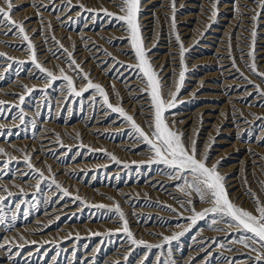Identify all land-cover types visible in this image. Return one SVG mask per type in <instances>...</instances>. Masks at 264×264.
<instances>
[{"label": "rangeland", "instance_id": "obj_1", "mask_svg": "<svg viewBox=\"0 0 264 264\" xmlns=\"http://www.w3.org/2000/svg\"><path fill=\"white\" fill-rule=\"evenodd\" d=\"M3 1L4 0H0V6L4 5ZM18 1L19 0H13V7H14L13 11L15 12L14 15H13V19L15 21H17V22H22L24 25L26 23L28 24V25L26 24L27 26L25 25L26 32L29 35V37H32V38H30L31 42L36 40L35 43L34 42H32V43L35 46V51H36V54H37L38 62L40 64L42 63L43 67H45L47 70L52 69L51 71L54 72V74H56L58 77L60 75V71L59 70L61 68H63L64 71H65V74L73 77L77 90H80V88H83L87 82L82 80L80 77H78L76 75V73L72 70V68L69 66V63L67 61V54H66V52L64 51L63 48H65L68 51L72 52L73 56L76 55V57H74V58L76 59L77 63L79 62L78 64L83 69V71L88 73L89 75L90 74L92 75V76L90 75L91 77L89 76L90 79L94 83H98V84H100V85H102L104 87V89L106 90V92L110 96L109 97L110 102L112 104L115 103V104H113L114 106L116 105V103H119L125 109V111L128 112L129 115L131 114L134 117V119L136 120V123L138 125H140L144 129V131L150 135L151 134V129L149 128V123H150V118L152 116V113L149 110L150 109V103L148 102L149 98H148L146 92L141 91V89L144 88V83L142 82L141 74L139 73L138 69L135 67L136 61H135L134 54L131 51L130 45L128 43V39H127L128 33L125 30V26L123 25V22L117 21L114 18L107 17L104 14H102L103 13L102 10L103 9H107V11H109L111 13H114L116 15H122V13H120L119 7H118L120 5V3H121V0H83V1L82 0H71V4L70 5L68 3L69 0L68 1L67 0H61L60 3H56L57 0H47V1L46 0H36V1L35 0H33V1L32 0H26V3H24V4H21ZM48 1L50 3H47ZM80 1L83 2L82 4L85 6L86 9H93L94 11L93 12H88V11L86 12L84 9L79 8V5L81 4ZM101 1H103V2H101ZM200 1L201 0H183V1L182 0H180V1L179 0H175V6H176L175 7V20H176V24H177L176 25V29H175L176 33H175V32H173V29L171 28V18H172L173 13L171 12L172 8H171L170 5L172 4V0H162V1L161 0H153V1L152 0H141V11H140L139 22L141 24L142 36H143L144 43H145V46H146V50H147V53H148V58H149L150 62H152L153 68L160 75V77L162 79L163 87H164L165 97L169 98V99H170V96L168 94L170 92H174L176 90V83L178 81L179 72L181 70L180 69L179 45L177 44L176 38H175L176 34H179V36L182 38V39L180 38V40L182 41L183 46L186 49L184 63L187 66V71H186V74H185L184 84L181 87L180 92H179V94L177 96V101H178L177 107L171 109L166 114L168 122L172 126L173 130H178L179 132L183 133L186 143L190 142L191 139H195L196 142H197V148H198V150L200 152H204L205 149H210V151H209V164L211 165V164L217 163V159L220 162L219 163V171H220V173L222 175H224L226 177V187L228 189V192L230 193V198L234 202H236L239 206H242L243 208L252 211V210H254V202H253L252 198L250 196L248 197V195L245 193L247 191L246 189H248L250 187L251 191L253 193H255L262 201H264V188L261 187V185L264 184V164H262V163H264V158H263L264 156L261 155L262 153L264 154V133H263L264 132V129H263L264 128V125H263L264 124V116H263L264 114L262 115V113H261V112H264L263 111L264 110V96H261L256 91V86L257 85H259L261 91H264V77L258 76V75L254 74L251 71V68H250L249 65L252 63V60H251V58H249L247 53L250 50V48H248V47H250V45H251V39H252L251 32L253 31V25L255 23V25H256L255 30L257 32V37H256V42H255V52H256L255 53V63L258 66L257 67L258 72L259 73H264V54H263L264 53V47H263L264 46V43H263L264 42L263 41L264 40V10H262L258 6L261 3V0L260 1H258V0H215V1L214 0H202L201 1L202 3ZM207 1H208V3H207ZM145 2H146V4H145ZM163 2H164V5L162 4ZM257 2L259 4H257ZM17 3H18V5H17ZM32 3L34 5V7L32 9H29V8H31L30 5H32ZM54 3L56 5H54ZM102 3L106 4V5L110 4L109 6H111V7H108L106 5L104 6ZM213 3H216V7L218 8V10H217L218 14L215 16V18L212 17V6H213ZM246 3H248V4H246ZM182 4H183V6H182ZM148 5H149V7H148ZM64 6L67 7L68 10H67V8L64 9ZM56 7H57L58 10L56 9ZM157 7L159 9H157ZM16 9H18V10L16 11ZM147 9H149V10H147ZM220 9H222V10H220ZM237 9H238V11H237ZM23 10H24L25 14L23 13ZM34 10L36 12H38V13H36ZM96 10H98L99 12L96 11ZM164 10H165V12L168 10L167 13H165ZM18 11H19V13H18ZM28 11H29V13H28ZM75 11H76V13L78 12V14H76ZM33 12H35L36 14L33 13ZM47 12H48V14H46ZM69 12H73L76 16L73 13L70 14ZM154 12H157V13H154ZM189 12H190L191 16H190ZM198 12H199V15H198L199 17L195 16V15L198 14ZM150 13H152V14H150ZM256 13H261V15L254 22L252 17ZM69 14L72 15V16L68 17ZM147 14H148V16L146 17ZM235 14H236L237 17L235 16ZM15 15H18V17L15 16ZM26 15H28V16H26ZM143 15L145 16V18H144ZM149 15H150V17H149ZM155 15H157V16H155ZM181 15H182V17H181L182 19H180ZM201 15H203V16H201ZM37 16H40V17H37ZM55 16H63L62 19H59V20H62L61 22H59L61 24V26L59 25V28L58 29L56 28L54 30H53V28H49V27H45L44 28L46 23L49 22L50 18H53L54 22L56 21ZM15 17L17 19H15ZM41 17L43 18V20H46V21H42ZM47 17H48V19H47ZM66 17H68V18L66 19ZM142 17H143V19H142ZM205 17H206V19H205ZM228 17L229 18L232 17L234 19H232V18L229 19ZM156 18L159 19V20H157ZM202 18H203V20H202ZM19 19H20V21H19ZM178 19H180V20H178ZM183 19H185V20H183ZM39 20H40V22H39ZM144 20H145V23H144ZM58 21H57V23H58ZM63 21H65L66 23L63 22ZM239 21L241 23H239ZM28 22H30V23H28ZM38 22H39V24H38ZM197 22H199V23H197ZM102 23H103V25H102L103 28L101 27ZM163 23H166V24H163ZM195 23H196V26H195ZM226 23H227V25H226ZM32 24H34V25L32 26ZM151 24H153V25H151ZM198 24H200V26ZM251 24H252V26H251ZM39 25H41V27H38ZM164 26H165V28H164ZM167 26H168V28H167ZM183 26H184V28H183ZM237 26H239V28ZM60 27H61V29L62 28L63 29L61 30ZM100 27H101V29L99 30ZM187 27L189 29L188 31L186 30ZM195 27H197V28H195ZM31 28L34 29V30L32 31ZM111 28L113 29V31L111 30ZM156 28H158V29H156ZM160 28H161V30H160ZM212 28H214V29H212ZM225 28H227V29H225ZM229 28H230V31H229ZM103 29H104V32H103ZM146 29H148V30H146ZM237 29H239L240 31L242 30L240 34H239L240 31H238ZM261 29H263V30H261ZM58 30H60V32ZM106 30H108L109 33ZM153 30L156 31V32H154ZM192 30H194V31H192ZM226 30H227V32H226ZM14 31H11L12 33L9 32V31L8 32L7 31H3V32L0 31V53H5L6 54L5 57H0V61H1L0 62V76L2 77V78L0 77V87L3 86L2 90L0 91V93H2V94H0V98L2 99V100L0 99V101H4V102L6 101V103H4L5 105L4 104L0 105V122H1L0 125L3 126V127H0V133H3V135H0V149H4L5 152L7 153V155H0V175H1L0 176V182L2 181V184L0 183V189H2V190H0V195H4V196L7 195V193L3 191L4 188H7L9 191H11L14 194L12 197H9L5 201V214H6L7 219H6V224L5 225H0V243L3 242L2 240H4V242L5 241H14L15 244H21L23 247H22V250L21 249L18 250V248H16L15 246L9 245V247H11V249H12L11 252H9L6 248H0V264H3L4 262H5V264H17V263L18 264H33V263L34 264H41V263L42 264H48V263H50V264H66V263L67 264H88V263L89 264H102V263L103 264H110V263L111 264H123V263L124 264H134V263L135 264H166V262H167V264H181V263L182 264L183 263L184 264H192V263L193 264H202V263H204V264H216V263L220 264L221 263L222 264L223 262H226L227 264H229V262H232V261H235L236 264H254V261H253L252 257L255 256V253L250 252L248 249L244 248L243 246L239 245L238 243H233L232 242L234 240H238V238L241 235H244L239 230H237L235 228H229L226 223H220V224H218L216 226H211V220L213 219V216H211V215L207 216L204 220L197 221V223L195 225H192L191 224V220H190V217L192 215L191 206H189L187 203H185L184 206L181 207L180 201H184V200H186V198L179 191H177V186L182 184L183 180L170 179L169 176H170V174H172V170L166 168L164 165H158V164L148 165L147 160L152 156V153L148 150L147 146L144 145L143 143L139 142L138 137L136 136L135 133H133L130 125L127 122H125L119 116V114L111 113V111H109V109H107L102 104V101L100 100V97L98 95L94 94L92 92V90H89L88 92H85L83 94V96H81L82 97L81 98V97H76V96L70 95L69 92H68L67 87L65 86V82H63L60 79H57L55 82L49 84L47 77L44 76L43 74H41L39 72V70L35 69L34 65H32L31 58H30V53L27 50V42L21 41V39L19 38L17 32L16 31L14 32ZM70 31L73 32V33H71ZM118 31H120L121 33L118 32ZM57 32L59 34H57ZM84 32H86V33L84 34ZM122 32H124L123 34H125L124 37L120 36L122 34ZM53 33H55L58 36L61 34L62 38H60L58 36L56 37V35L53 34ZM107 33H108V35H107L108 37H106ZM227 33H228V35H227ZM242 33H244V34H242ZM52 34L54 35L53 37H55V39H53ZM67 34H69L70 36L67 35ZM90 34H91V36H90ZM112 34H113V36H112ZM117 34H118V36L116 37ZM152 34L154 36H151ZM166 34H167V36H166ZM168 34H170V35H168ZM208 34L210 35V37H208L209 36ZM33 35H35V36H33ZM80 35H82V36H80ZM191 35H193L194 38L189 40L190 41V44H189L187 39H190L189 37H193ZM2 36H4L5 40H4V38ZM94 36H96V37H94ZM102 36H104V37H102ZM12 37H14V39L17 40V42L14 41V39ZM16 37H18V39ZM36 37H37V39H36ZM41 37H43L45 39L44 41H50L51 42L50 39H52L53 43L52 42L51 43L54 45V47L56 46L55 47L56 49L53 51L54 54H53V52L45 51L44 50V49H46L45 46H41V49L37 48V45H40V44L42 45L44 43V42L40 41ZM236 37H238V38H236ZM261 37H263V38H261ZM34 38H35V40H34ZM57 38H59L60 41L63 40V42H60V44L62 43L63 48L60 47V44L57 45V43H55L56 41H58ZM70 38H72V39H70ZM83 38H85V39H83ZM112 38H113V40H112ZM75 39H77V40L74 41ZM82 39L88 41L87 45H83V43L81 42V41H83ZM195 39H197V40H195ZM89 40H91L90 41L91 43L89 42ZM228 40H229V42H228ZM39 41H40V43L38 44ZM64 41H66V43ZM78 41L81 42L80 46L83 45L84 48H83V46L82 47L78 46V43H79ZM94 41H96L97 43L94 42ZM239 41H242V42H239ZM71 42H72V44H71ZM186 42L188 43V45H187ZM22 44H23V46H22ZM91 44L92 45L94 44V45L92 46ZM220 44H221V46H220ZM162 45H164V46H162ZM228 45L230 47H228ZM116 46H120L122 49L119 48V47H116ZM157 46H159V47H157ZM167 46H169L170 48L167 47ZM22 47H23L24 51H22L23 50ZM71 47H72V49H71ZM96 47H97V49L99 47V51H101L103 53L102 56L105 57L104 59H100V55H97L99 58L97 56H93L94 54L91 51L93 49H95ZM25 48H26V50H25ZM69 48H70V50H69ZM77 48H81V49H77ZM105 48H107L108 51ZM84 49H86L84 52H86L87 54L82 52ZM216 49H218L219 52L216 51ZM12 50H14V51L16 50L17 52L14 53V51H12ZM39 50H42V52H41L42 54L46 53V54H43L44 55L43 58H41V53H38ZM78 52H80V53L77 55L76 53H78ZM19 53H20V58L21 59L18 58L19 56H17ZM129 53H130V55H129ZM22 54H23V58L21 57ZM259 54H260V56H259ZM80 55H81V58L83 60L79 61L78 58L80 59ZM118 55H119V57H117ZM210 55L212 56L211 59H210V57H211ZM230 55H232V57L235 60L233 58H231ZM82 56H84V57H82ZM114 57H116V58H114ZM227 57H228V59L225 60V58H227ZM8 58H11V59H8ZM52 58L53 59L55 58L54 61H50V60H53ZM65 58H66V60H65ZM229 58H231V59H229ZM260 58H262V59H260ZM165 59H166L167 62L165 61ZM198 59L200 60V62H198L199 61ZM211 60H213L212 63H211ZM256 60H257V62H256ZM49 61H50V63H49ZM112 61H114V62H112ZM191 61H194V62L191 63ZM233 61H235V64H237V66L235 64H233ZM20 62H23V63H20ZM45 62H47L48 64L45 63ZM55 62H57V65H56ZM163 62H165V63H163ZM215 62H217V63H215ZM61 63H62V65H60ZM107 63H109L108 65H111V66H108ZM221 63H225V64H221ZM50 64H52V65H50ZM239 64L242 65V66H240ZM53 65H56V66H53ZM259 65H260V67H259ZM218 66H220V67H218ZM1 68H2L3 72L1 70ZM53 68L55 70H53ZM96 68H98V69H96ZM93 69H94V71L96 73H94L92 71ZM224 69H226V70H224ZM240 70L242 71L241 73H240ZM230 71H231V73H230ZM92 72L94 73V75H93ZM207 72H208V74H207ZM205 73H206V75H205ZM117 74H120V75H117ZM215 75H217V76H215ZM17 76L19 78H17ZM23 76H24V78H23ZM34 76H35V78H34ZM115 76H118V77H115ZM125 76H127V77H125ZM104 77H105V79H104ZM202 77H203V79H202ZM209 77H211V78H209ZM136 79H138V80H136ZM201 79H202V81H201ZM224 79H225V81H224ZM230 79H233V80L230 81ZM34 80H36V83H38V84H34V82H35ZM103 80H104V82H103ZM134 80L136 82H134ZM236 80H237V82H236ZM24 81L26 82V84H24L25 83ZM38 81H40L41 83L38 82ZM238 81H239V83H238ZM15 82H16V84H15ZM17 82H19V84ZM128 82L132 83L130 85L129 89L126 86V85H128V84H126ZM231 82H236V83H231ZM8 83H10V84H8ZM11 83L14 84V85H12ZM32 83H33V85H32ZM42 83H43V85H41ZM113 83L114 84L116 83L115 84V92L113 90V85H114ZM7 84L9 86H7ZM195 84L197 86H194ZM39 85L41 87L43 86L42 89H41V87ZM44 85H45V87H44ZM117 85H119V86H117ZM215 85H217V86H215ZM32 86H35V87H32ZM220 86H222V87H220ZM13 87H16V88L18 87V88L16 89V88H13ZM118 87H119V89H118ZM213 88L215 90H213ZM3 89H5L6 91L3 90ZM123 89H126V90H123ZM251 89H252V91H251ZM28 90H32V91L29 92ZM128 90H130V92H128ZM133 91H134V93H133ZM116 92H119V97H117V95L115 94ZM137 92H139V93H137ZM214 93H217V95H220V96L217 97L216 94H215L216 96H214L213 95ZM57 94H58V96H57ZM111 94H113V96ZM222 94L226 95V97L222 96ZM21 95H23L25 97V101H24V103L22 105L20 104V100H19V97ZM234 95H235V97H234ZM9 97L12 98V100ZM38 98H40L41 100L38 99ZM142 98L144 100H142ZM57 99H59V100H57ZM81 100H82V102H81ZM92 100H94V101H92ZM251 100H252V102H251ZM97 101L100 102V103H98ZM142 101L145 104H142ZM237 101H239V102H237ZM70 102H72V103H70ZM125 104H126V107H125ZM201 105H202V107H199ZM203 105L204 106L206 105V106L204 107ZM101 106H103V107H101ZM214 106H216V107H214ZM135 107H136V109H135ZM196 107H199V109H197ZM234 107H235L236 110L234 109ZM20 108L24 112L23 113V115H24V122L23 123H21V121L17 118L20 115V112H21ZM132 108H133V111H132ZM194 108L196 109V110H194L195 112L192 111ZM130 110H131V112H130ZM184 111H186L187 113L184 112ZM197 111H199V112H197ZM218 111H220V112H218ZM236 111L237 112L239 111V112L236 113ZM246 111L249 112V113H247ZM259 111H260V113H259ZM105 112H106V114H105ZM179 112H181V113L183 112V113L180 115ZM243 112H246V113L243 114ZM46 113H48V114H46ZM71 113H72V115H71ZM101 113L103 114V116H101L102 115ZM98 114H101V115H98ZM174 114L175 115L177 114V115L175 116ZM208 114H209V116H208ZM214 114H216V115L214 116ZM245 114L248 115L249 117H247ZM260 114L263 117L260 116ZM70 115H71V117H70ZM83 115L84 116L87 115V116L84 117ZM199 115H201V117ZM2 116H3V118H2ZM65 116H66V118H65ZM117 116L119 117V119H118ZM140 116L142 118H140ZM218 116L220 117V119L222 118V122L220 121ZM175 117H177V118H175ZM198 117H199V119H198ZM217 117H218L219 120L215 119ZM51 118H54V120L51 119ZM98 118H101V119H98ZM115 118H116V120H114ZM195 118H197L196 119L197 121L195 120ZM66 119H68V120H66ZM97 120H98V124L97 125L101 126L102 128L106 127L105 129H108V130L102 129L101 132L95 131L96 133L94 131H88L89 133L87 132V135H86L87 139H86V141H84L85 144H84L83 140L81 141L79 139H76L77 137H75V134L77 135L78 131L75 129V127L79 128L80 130H85V129L87 130L89 128L88 123L92 122V121H93L92 123H94V121L96 122ZM5 121L6 122L8 121V123H6ZM43 121H45L44 124L42 123ZM50 121H51V123H50ZM198 121H200V122H198ZM13 122H16L18 124H15ZM80 122H82V123L80 124ZM236 122H237V124H236ZM250 122L252 124H250ZM39 123H40V125H39ZM74 123L76 125H73ZM205 123H206V125H203ZM208 123H210V124H208ZM33 124H35V127H34L35 130L33 128ZM45 124H47V125H45ZM57 124H58V127H57ZM197 124H199V125H197ZM4 125H6L7 127H5ZM61 125L63 127H65L66 129L65 128L63 129V127H61ZM104 125H106V126H104ZM120 125H121V127H120ZM122 125H123V127H122ZM209 125L210 126L212 125V126L210 127ZM50 126H52V128L53 127L54 128L52 129ZM69 126H70V128L71 127H73V128L70 129ZM216 126H218V127L216 128ZM81 127H85V128L81 129ZM112 127H114V128H112ZM196 127L198 129H196ZM230 127H232V129H230ZM187 128H189V129H187ZM209 128H211V129H209ZM235 128H236V130H235ZM237 128H238V131H237ZM229 129H230L231 132L229 131ZM259 129H261V130L259 131ZM53 130H54V132H53ZM55 130H57V131H55ZM65 130H68V132L66 131L67 132L66 133ZM70 130H71V132H70ZM247 130H248V132H247ZM249 130H251V131L249 132ZM44 131L48 132L47 136L51 137L50 134L52 135L51 140H52V143L54 144V146L61 147V144L64 145L63 147H61L63 149V153L62 154L64 156L60 155L61 152L58 151V150L50 152L49 149L44 148V146H43L44 141H48V140L43 139V138L46 137V133ZM206 131H208L209 133L206 132ZM56 132H57V134H56ZM236 132H238V133H236ZM60 133H62L63 136ZM104 134H105V137H104ZM212 134H214V135L212 136ZM110 136H112V137H110ZM239 136H240V138H238ZM35 137H36L37 140L35 139ZM211 137H212V139H211ZM234 137H235V139H234ZM29 138H30V140H29ZM96 138L97 139L99 138L98 141H97ZM229 138H231V140ZM255 138H257L258 140L255 139ZM21 139L22 140L25 139V142L22 141ZM42 139L44 140L43 142L41 141ZM67 139L70 140V141H68ZM101 139H103V140H101ZM15 140L16 141L20 140V145L23 142L25 143V145L22 147V146L19 145V142L18 141L16 142ZM123 140L124 141H128V143L127 142L124 143ZM129 140L131 142L132 141L133 142L130 143ZM218 140H219V142H218ZM234 140H235V145H234V142H233ZM12 141H13V143L16 142V144H12ZM62 141H64V142H62ZM95 141L99 142V143L97 144ZM118 141L122 142L124 145L123 144L121 145V143H119ZM236 141H239V142H236ZM246 141L248 143H250V144L246 143ZM39 142L41 143V147H40V143ZM69 142H71V146L68 145V144H70ZM30 143L32 144V146H31ZM72 143L73 144L75 143V144L73 145ZM109 143H111V144H109ZM134 143L135 144L137 143V144L135 145ZM81 144H82V146H81ZM94 144L97 146V147L95 146L96 149L94 148ZM220 144H221V146H220ZM258 144H260V145H258ZM1 145H2V147H1ZM91 145H93V146H91ZM108 145H109V148H108ZM131 145H132V147H131ZM29 146L33 147V148L30 149ZM80 146H81V148H80ZM100 146H102V147L99 148ZM124 146H126V147H124ZM227 146H228V148H227ZM234 146H237V147H235V149H236L235 152H234L235 149L233 148ZM238 146H239V148H238ZM259 146L262 148L260 150L261 154H260V151H257L258 149H260ZM20 147H22V148H20ZM218 148H219V150H218ZM36 149H37V151H36ZM42 149L45 152L42 151ZM111 149H112V151H111ZM31 150H33V151H31ZM102 150H104V152ZM120 150H121V152H120ZM232 150H233V152H232ZM100 151H102V152H100ZM219 151H220V154H219ZM27 152H28V154H27ZM245 152H246L247 155H249V154L250 155L247 156L246 154H244ZM82 154H86V155L84 156ZM225 154H226L227 157L225 156ZM25 155H29V157H31V163L34 165V167H36V169H38L39 171H42L44 173V176L47 178L45 180V183L41 185L42 191H37L36 190L35 185L37 184V182H36V179L34 178L35 174L32 173L28 168H25V167H27L26 164L24 163ZM9 156L15 157L16 159L11 161L9 163V167L7 169H5L3 167V164H4V162L8 161V157ZM34 156H36V157H34ZM111 156H115L116 160H118V161L121 158L119 163H117L116 160H112ZM220 156H222L224 158V160L221 159L222 157H220ZM129 157H131V158L129 159ZM42 158H44V159H42ZM242 158H245V159H242ZM90 159H91V161H90ZM100 159H101V162H100ZM259 159H261V160H259ZM82 160L86 161V162H83ZM250 160H251L252 163L250 162ZM39 162H41V163H39ZM82 162H83L84 165L81 164ZM94 162H95V164H94ZM103 162H106V163H103ZM242 162H244V163H242ZM247 162H250V163H247ZM47 163L50 166L47 165ZM77 163H79V165ZM87 163H89V164H87ZM72 164L73 165L76 164V165H74V166H76V169L74 168V170H72V169H68L67 168V165L69 167V166H72ZM91 164H92V166H94V168L92 166H88V165H91ZM39 165H40V167H39ZM85 165H87L88 167L85 166ZM242 165L244 166V168H242ZM81 166H83V167H81ZM231 166H233V167H231ZM245 166L248 167L251 170L249 171ZM251 166H253V167H251ZM258 167H260V168H258ZM49 168H51V175L49 173ZM82 168H84V169H82ZM112 169H114V170H112ZM66 171H67V173H66ZM252 171H254V172H252ZM21 172L23 174L24 173H28V175H24V176H17L16 175V174H19ZM225 172L227 174H225ZM241 172H242V174H241ZM253 173H255L254 174L255 178H254ZM53 174H54L56 180L58 179L57 182L59 184H62L63 187L65 186V188L71 193L72 197H75V195L79 196L81 198V200L85 201L86 205L103 204L106 207L104 209H97V208H93V207H87V206H85V204H81L80 201H78V200L74 201L71 196L70 197H64V198L61 199L60 198L61 194L59 193V191L57 189L54 188V186L51 189H49L47 187V184H48V182H50V179L53 176ZM30 175L33 176V177H31ZM56 175L57 176L59 175L60 177L57 178ZM14 176H15V178H14ZM127 176H128V178H127ZM140 176H142V177H140ZM154 177L157 178L155 180L156 183L148 181L149 179L154 178ZM251 177H252V179H251ZM11 178H14V179H11ZM68 178H70V179H68ZM147 178H148V180H147ZM229 178H231V179H229ZM242 178H244V179H242ZM6 179H7V182H6ZM27 179L28 180L29 179H31V180L33 179L32 180L33 182H31L30 180L28 181ZM105 179L108 180V181H106ZM189 179H191V177H189ZM13 180H14V183H13ZM71 180H73V181H71ZM245 180L249 181L250 183L247 182V184H245V182H244ZM20 181H21V183H20ZM98 181H100V182H98ZM143 181H144V185L145 186L142 183ZM22 182H23V184H22ZM251 182H252V184H251ZM78 184H80V185H78ZM103 184L105 186H107V187H105ZM123 184L126 185V187ZM21 185H22V188H21ZM100 185H101V189H96V188H100L99 187ZM134 185H136V186H134ZM140 185H143V187H141ZM76 186H77V188H76ZM83 186L84 187L86 186V187L83 188ZM133 186H134V189H132L133 190V192H132L131 188ZM233 186L236 187L237 189L233 188ZM29 187H30V189H29ZM70 187H72V188H70ZM103 187H105L107 190L103 189ZM26 188H28L29 190L26 189ZM121 188H123V190ZM124 188H127L129 191H127ZM143 188H145L146 190H144ZM147 188H148V190L149 189H151V190L148 191ZM72 189L74 190V193H73ZM81 189H83V190H81ZM140 189L142 191H140ZM24 190L25 191L28 190V191L25 192ZM78 190H79V193H81L79 195L77 194ZM99 190L101 191V193H99ZM14 191H16V192H14ZM91 191H92V193H91ZM102 191L103 192L105 191L108 194L105 193V192L103 193ZM134 191H136L135 194H137V196H135ZM143 191H147V192H143ZM95 192L97 194H95ZM153 192H154V194L156 193L155 194L156 197L153 195ZM4 193H6V194H4ZM45 193H46V195H45ZM117 193H118V196H116ZM138 193L142 197H140L138 195ZM149 193H150L151 197H150V195H148ZM167 193H169V194H167ZM131 194H132V196L133 195L134 196L132 197ZM144 194H145V196H144ZM159 194H161L160 197H159ZM147 195H148V197H147ZM245 196L247 198H245ZM56 197H58L59 199L56 198ZM120 197H122V198H120ZM143 197H146V198L144 199ZM21 201H23V202L21 203ZM59 201L61 203H69V204H71V208H69L68 210L74 209V211H72V213L60 214L62 217L59 215V217L54 218L55 220L52 219L49 222L48 221H41L40 217L43 215V212L46 211V210H50V208H52V207H56V205L59 203ZM125 202L126 203L128 202V203L126 204ZM15 203L16 204L20 203V209H19L20 212L16 210V208H15L16 204ZM114 204H119L120 205L121 209L125 213L126 219L128 220L129 228L133 232V234H134V236H135V238L137 240H144V239L147 240L150 237L147 241H145V240L144 241L148 242L149 244H152V245H160V244L163 243V239L162 238L164 236H169L170 237V236H172L174 234H178V233H181V232H183L184 234L182 236H180V238L178 240L172 241L171 244H164L162 248H155L154 247L151 250H147V249L143 248L142 246L141 247H137L135 245H132L127 240V237L122 232H118L117 231V229L120 227V221H119L118 217L114 213L108 211V209L112 208L114 206ZM203 204H205V205H203ZM137 205H139V206L137 207ZM123 206L127 210L125 208H123ZM130 206H131V208H130ZM193 206L195 207L196 211L199 212V211H203L204 208L210 207L211 205L210 204H206V203H201L199 201V198L196 197L195 195H193ZM135 208H137V209H135ZM154 208H156V209H154ZM139 209H140V211H138ZM148 209H151V210H148ZM153 209L155 211H153ZM172 209H176V211L173 212ZM135 210H137V211H135ZM144 210H145V212H144ZM147 211H149V213ZM41 212H42V214H41ZM158 212L161 213V214H159ZM24 213H28V216L25 217ZM162 213H163V215H162ZM14 214L16 215L17 219H16V222H15L16 224L13 225L11 223V217ZM129 214H130V216H129ZM9 216H10V218H9ZM132 216H133V218H132ZM160 216H162V217L160 218ZM33 217H35L37 219H34ZM146 217H148V218H146ZM23 218H24V220H23ZM38 219H39L40 222L37 221ZM132 219H133V221H132ZM145 219L147 221H145ZM153 220H154V223H153ZM103 221H105V222H103ZM99 222H102L104 225L99 223ZM19 223H20V225H19ZM28 223H31V224H28ZM84 223H86V224H84ZM92 223H94V224L92 225ZM97 223H98V225H97ZM135 223H137V225ZM142 223H144V224H142ZM184 224H186V225H184ZM16 225H18V227H16ZM24 225L26 227H24ZM31 225H33V226L31 227ZM135 225L137 226V228H135ZM14 226H15V228L13 229L12 227H14ZM28 226H29V228H28ZM67 226H68V228H67ZM93 226H95L96 228L93 227ZM99 226H101L102 228H100ZM147 226H149V227L146 229ZM151 226H153L154 228L151 227ZM21 227H24V228H21ZM39 227L41 228L40 229V233H35V231H32V229H31V228L38 229ZM75 227H76V229H75ZM97 227H99V228H97ZM110 227H111V229H110ZM164 227H166V228H164ZM17 228L18 229L20 228L21 230L18 231ZM64 228H66V229H64ZM106 228H108V229H106ZM149 228H151V229H149ZM11 229H13L14 231L12 232ZM15 229H17V230H15ZM28 229H31V230H28ZM43 229L45 231H42ZM54 229H56L55 230L56 232L54 231ZM103 229H104V231H103ZM148 229L151 230V231H149ZM217 229H222V230H217ZM2 231L6 232V233H4ZM37 231H39V230H37ZM50 231L51 232L54 231L55 233L53 232L51 234ZM142 231H143V234L144 233L145 234L147 233V234L143 235ZM157 231L160 232V233H158ZM14 232L16 233V235H14L15 234ZM18 232H20V233L18 234ZM207 232H208V234H207ZM215 232H216V235H215ZM7 233L8 234L10 233L11 235H8ZM45 233H46V235H44ZM47 233H49L51 236L49 234H47ZM94 233H100V235L97 236V235H94ZM196 233H198V234H196ZM21 234L23 236H21ZM42 234L44 235V237L46 239L43 238ZM4 235H6V237ZM37 235L41 236L42 238H40V240H39L37 238L39 236H37ZM2 236H4V237H2ZM7 237L9 239L10 238H12V239L9 240ZM21 237H25L24 239L27 240V241H25L24 239H21ZM34 237L36 238V240H35ZM51 237H52V240L50 239ZM6 238H7V240H6ZM13 238H14V240H13ZM156 238H158L159 241ZM62 239H64V240H62ZM37 240H39V241L37 242ZM56 240H58V241H56ZM149 240H152L154 243H152V241L150 242ZM155 240H157V241H155ZM33 241H35V243H32ZM40 241H41V243H40ZM27 243H29V244H27ZM72 243H75V244H72ZM122 243H124V244H122ZM116 245H117V247H116ZM186 245H187V247H186ZM34 246L36 248H34ZM64 246H66V247H64ZM94 247H96V249ZM115 248L119 252L117 250L115 251ZM129 248H130V250H129ZM5 249L7 251H5ZM29 249H31V250H29ZM121 250H123L122 251L123 253L120 252ZM126 250H129V251L127 253H125ZM190 250H192L193 254H192V252ZM195 250H196V252H194ZM2 251H4V253ZM28 251H30L31 253L28 252ZM88 251H91V252L89 253ZM94 251H95V253H94ZM189 251H190V253H189ZM197 251H198V253H197ZM14 252H16V253L19 252L20 254L16 255V253H14ZM169 252L171 253V255H169ZM24 253H27V254H24ZM57 253H59V255H57ZM53 254L56 255V256H54ZM111 254L112 255L114 254L112 256L113 258L110 257ZM82 255H85V256L82 257ZM116 255H118L119 258ZM142 255H143V258H142ZM114 256H115V258H114ZM10 257H11V260H10ZM71 257H73V258H71ZM116 257L118 258L117 260H116ZM138 257H140V258H138ZM107 258L108 259L111 258L112 260L113 259L114 260L113 261L111 259L108 260ZM202 258H204V259H202ZM209 258H211V259H209ZM198 259H199V262H198ZM222 259H224V260H222ZM55 260H57V261L55 262ZM228 260H230V261H228ZM22 261H23V263H22ZM135 261H137V262H135ZM138 261H140V263H138ZM216 261H218L220 263H218ZM53 262H55V263H53Z\"/></svg>", "mask_w": 264, "mask_h": 264}, {"label": "snow or ice", "instance_id": "obj_2", "mask_svg": "<svg viewBox=\"0 0 264 264\" xmlns=\"http://www.w3.org/2000/svg\"><path fill=\"white\" fill-rule=\"evenodd\" d=\"M71 0H69V4ZM262 10H264V0L258 5ZM79 7L88 12H93V9H86L83 4ZM119 7L120 13L122 15H116L103 9V14L107 17L116 19L117 21L123 22L125 30L128 33V43L130 45L131 51L134 54L136 65L141 74L142 82L144 83V88L141 91L146 92L149 103L150 111L152 116L150 118L149 128L151 129V134L149 135L144 131V129L136 123V120L132 115H129L125 109L117 103L113 105L110 102L109 95L104 89V87L98 83H94L88 73H85L77 61L73 57V53L64 49L67 54V61L72 70L76 73L78 77L87 83L83 88L77 90L73 77L65 74L63 68H61L59 77L54 74V72L47 70L43 67L37 60V54L35 51V46L31 42L29 35L26 32V27L22 22H17L13 19V0H4V5L0 6V27L8 29L9 32L15 30L18 33L19 38L23 42H27V50L30 53L31 63L36 69L39 70L41 74L47 77L48 83H53L57 79L65 82V86L68 89L70 95L81 97L85 92L92 90V92L100 97L103 105L109 109L112 113H117L119 116L127 122L133 133L138 137L139 142L147 146L148 150L152 153V156L147 160L148 165L158 164L164 165L166 168L172 170L169 178L174 180H183V183L177 186V191H179L186 200L180 201L181 207L187 203L191 206L192 215L190 217L191 224L195 225L197 221L204 220L207 216H213L211 220V226H216L220 223H226L229 228H235L239 230L244 235H241L238 240L232 241L233 243H238L244 248L248 249L250 252L255 253L252 257L254 264H264V201H262L255 193L251 191L249 187L246 194L249 195L254 202V210L250 211L242 206H239L230 198V193L226 187V177L222 175L219 171V161L215 164H209V151L210 149H205L204 152H200L197 148V142L195 139H191L190 142L186 143L183 133L178 130H173L172 126L169 124L166 114L173 108L177 107V96L180 92L181 87L184 84L185 74L187 71V66L184 63L186 49L180 40V36L176 34V42L179 45V55H180V72L179 78L176 83V90L170 92L169 98L165 97L164 87L162 79L157 71L153 68L152 62L148 58V53L144 43V39L141 31L140 11H141V0H121ZM175 0H172V18L171 27L175 32L176 20H175ZM238 11V9H237ZM218 14L216 3L212 6V17ZM261 13H256L252 19L255 22ZM51 25H49V28ZM256 25H253V31L251 32V45L250 50L247 55L251 58L252 63L249 65L251 71L261 77H264V73H259L257 70V65L255 63V42L257 37V32L255 30ZM53 39H55L53 37ZM60 44L59 41H56ZM63 48V45L60 44ZM107 54V53H106ZM5 53H0V57H5ZM11 59V58H8ZM23 63V62H20ZM235 64V61H233ZM113 90L115 91V86L113 85ZM31 92L32 90H28ZM256 91L264 96V91H261L259 85L256 86ZM119 97V93H115ZM20 104L22 105L25 101V97L21 95L19 97ZM5 102L0 101V105ZM18 119L21 123L24 122L23 110L21 109ZM2 127V125H0ZM35 127V124H33ZM10 134V133H9ZM3 135V133H0ZM64 145L61 144V147ZM82 146V145H81ZM0 155H7L4 149H0ZM15 157L9 156L8 161L4 162L3 167L7 169L9 163L15 160ZM112 160H116L115 156H111ZM119 163L118 160H116ZM24 163L27 168L35 174L34 178L37 180L35 185L37 191H42L41 185L45 183L47 179L42 171H39L31 163V157L25 155ZM49 173L51 174V168H49ZM28 175V173H24ZM191 177V179H189ZM247 184V180H245ZM55 187L61 194L60 198L70 197L71 193L64 188L61 184L57 182L55 176L53 175L48 182L47 187L51 189ZM264 188V184L261 185ZM7 193L6 196L0 195V225L6 224V214H5V201L12 197L14 194L7 188L3 189ZM193 195L199 198L201 203L210 204V207L204 208L203 211L197 212L193 206ZM74 201L78 200L81 204H85L87 207H93L97 209H104L106 206L103 204L98 205H86L85 201L81 200L79 196L72 197ZM23 201H21L22 203ZM17 211L20 209V203L15 205ZM109 212L114 213L119 221L120 227L117 229L118 232H122L127 240L137 247H143L147 250L152 248H162L164 244H171L172 241L178 240L180 236L184 233L174 234L172 236H164L163 243L160 245H152L144 240H137L133 232L129 228L128 220L125 217V213L121 209L119 204H114L112 208L108 209ZM173 212L176 209H172ZM27 217L28 213H24ZM16 215L11 217V223L14 225L16 222ZM222 230V229H217ZM94 235H100V233H94ZM23 239V237H21ZM32 243H35L33 241ZM13 245L18 249L22 250L21 244H15L14 241H5L0 243V248H6L11 252V247ZM20 253L17 252L16 255ZM59 255V253H57ZM169 255L171 253L169 252ZM11 259V257H10ZM167 264V262H166ZM229 264H236L235 261L229 262Z\"/></svg>", "mask_w": 264, "mask_h": 264}, {"label": "bare ground", "instance_id": "obj_3", "mask_svg": "<svg viewBox=\"0 0 264 264\" xmlns=\"http://www.w3.org/2000/svg\"><path fill=\"white\" fill-rule=\"evenodd\" d=\"M32 1H33V0H32ZM35 1H36V0H35ZM46 1H47V0H46ZM67 1H68V0H67ZM82 1H83V0H82ZM152 1H153V0H152ZM161 1H162V0H161ZM179 1H180V0H179ZM182 1H183V0H182ZM201 1H202V0H201ZM201 1H200V2H201ZM214 1H215V0H214ZM258 1H260V0H258ZM3 2H4V1H3ZM18 2L21 3V4H24V3H26V0H19ZM52 2H53V1H52ZM60 2H61V0H60V1L57 0L56 3H60ZM80 2H81V1H80ZM87 2H88V1H87ZM101 2H103V1H101ZM116 2H117V1H116ZM205 2H206V1H205ZM27 3H28V2H27ZM42 3H43V2H42ZM47 3H50V2L48 1ZM64 3H65V2H64ZM68 3H69V2H68ZM82 3H83V2H81V4H82ZM99 3H100V2H99ZM149 3H150V2H149ZM201 3H202V2H201ZM207 3H208V1H207ZM207 3H206V4H207ZM222 3H223V2H222ZM14 4H15V3H14ZM70 4H71V3H70ZM70 4H69V5H70ZM102 4H103V3H102ZM145 4H146V2H145ZM159 4H160V3H159ZM162 4L164 5V2H163ZM162 4H161V5H162ZM169 4H170V3H169ZM177 4H178V3H177ZM209 4H210V3H209ZM220 4H221V3H220ZM246 4H248V3H246ZM257 4H259V3L257 2ZM17 5H18V3H17ZM25 5H26V4H25ZM38 5H39V4H38ZM41 5H42V4H41ZM46 5H47V4H46ZM54 5H56V4L54 3ZM54 5H53V6H54ZM103 5L105 6L106 4H103ZM109 5H110V4H109ZM109 5H106V6L111 7V6H109ZM143 5H144V4H143ZM166 5H167V4H166ZM178 5H179V4H178ZM204 5H205V4H204ZM250 5H251V4H250ZM14 6H15V5H14ZM30 6H31V8H29ZM30 6H29L28 8H29V9H32V8L34 7L33 3H32V5H30ZM39 6H40V5H39ZM65 6H66V5H65ZM65 6H64V9L67 8V7H65ZM67 6H68V5H67ZM112 6H113V5H112ZM114 6H115V5H114ZM170 6H171V5H170ZM170 6H169V7H170ZM182 6H183V4H182ZM219 6H220V5H219ZM20 7H21V6H20ZM26 7H27V6H26ZM50 7H51V6H50ZM61 7H62V6H61ZM148 7H149V5H148ZM158 7H159V6H158ZM158 7H157V9H159ZM235 7H236V6H235ZM13 8H14V7H13ZM22 8H23V7H22ZM62 8H63V7H62ZM62 8H61V9H62ZM79 8H80V7H79ZM114 8H115V7H114ZM114 8H113V9H114ZM225 8H226V7H225ZM231 8H232V7H231ZM56 9H57V7H56ZM109 9H110V8H109ZM151 9H152V8H151ZM155 9H156V8H155ZM157 9H156V10H157ZM162 9H163V8H162ZM162 9H161V10H162ZM170 9H171V8H170ZM258 9H259V8H258ZM258 9H257V10H258ZM17 10H18V9H16V11H17ZM43 10H44V9H43ZM51 10H52V9H51ZM57 10H58V9H57ZM67 10H68V8H67ZM147 10H149V9H147ZM165 10H166V9H165ZM165 10H164V12H165ZM200 10H201V9H200ZM217 10H218V8H217ZM220 10H222V9H220ZM232 10H233V9H232ZM25 11H26V10H25ZM29 11H30V10H29ZM29 11H28V13H29ZM31 11H32V10H31ZM34 11H35V10H34ZM49 11H50V10H49ZM65 11H66V10H65ZM96 11H98V10H96ZM154 11H155V10H154ZM167 11H168V10H167ZM167 11H166L165 13H167ZM21 12H22V11H21ZM35 12H36V11H35ZM35 12H33V13H35ZM58 12H59V11H58ZM67 12H68V11H67ZM86 12H87V11H86ZM98 12H99V11H98ZM161 12H162V11H161ZM171 12H172V11H171ZM14 13H15V12H14ZM16 13H17V12H16ZM18 13H19V11H18ZM23 13H24V10H23ZM36 13H38V12H36ZM36 13H35V14H36ZM69 13L72 14L73 12H69ZM75 13H76V11H75ZM154 13H157V12H154ZM162 13H163V12H162ZM24 14H25V13H24ZM30 14H31V13H30ZM46 14H48V12H47ZM49 14H50V13H49ZM51 14H52V13H51ZM70 14L68 15V17H69V16H72V15H70ZM73 14H74V13H73ZM76 14H78V12H77ZM102 14H103V13H102ZM150 14H152V13H150ZM189 14H190V12H189ZM219 14H220V13H219ZM37 15H38V14H37ZM42 15H43V14H42ZM60 15H61V14H60ZM74 15H75V14H74ZM92 15H93V14H92ZM158 15H159V14H158ZM198 15H199V12H198V14L195 15V16H198ZM15 16L18 17V15H15ZM19 16H20V15H19ZM24 16H25V15H24ZM26 16H28V15H26ZM47 16H48V15H47ZM75 16H76V15H75ZM90 16H91V15H90ZM102 16H103V15H102ZM143 16H144V15H143ZM147 16H148V14L146 15V17H147ZM155 16H157V15H155ZM159 16H160V15H159ZM161 16H162V15H161ZM166 16H167V15H166ZM188 16H189V15H188ZM190 16H191V14H190ZM192 16H193V15H192ZM201 16H203V15H201ZM235 16H236V14H235ZM35 17H36V16H35ZM37 17H40V16H37ZM68 17H66V19H67ZM88 17H89V16H88ZM95 17H96V16H95ZM149 17H150V15H149ZM168 17H169V16H168ZM181 17H182V15L180 16V19H182ZM185 17H186V16H185ZM198 17H199V16H198ZM236 17H237V16H236ZM26 18H27V17H26ZM41 18H42V17H41ZM62 18H63V16H55V19H56L55 22L53 21V18H50V19H49V22H50V23H49V22H48V23L45 22L46 25L44 26V28H45V27H49V25H51L50 28H53V30L56 29V28L58 29V28H59V25L61 26V24H60L59 22L62 21V20H59V19H62ZM90 18H91V17H90ZM96 18H97V17H96ZM144 18H145V16H144ZM158 18H159V17H158ZM178 18H179V17H178ZM214 18H215V17H214ZM221 18H222V17H221ZM225 18H226V17H225ZM228 18H229V17H228ZM231 18H232V17H231ZM231 18H229V19H231ZM15 19H17V18L15 17ZM23 19H24V18H23ZM47 19H48V17H47ZM92 19H93V18H92ZM142 19H143V17H142ZM156 19H157V18H156ZM180 19H178V20H180ZM205 19H206V17H205ZM232 19H234V18H232ZM235 19H236V18H235ZM31 20H32V19H31ZM41 20H42V21H46V20H43V18H42ZM58 20H59V21H58ZM64 20H65V19H64ZM149 20H150V19H149ZM157 20H159V19H157ZM183 20H185V19H183ZM202 20H203V18H202ZM226 20H227V19H226ZM19 21H20V19H19ZM33 21H34V20H33ZM57 21H58V23H57ZM78 21H79V20H78ZM80 21H81V20H80ZM88 21H89V20H88ZM88 21H87V22H88ZM93 21H94V20H93ZM104 21H105V20H104ZM115 21H116V20H115ZM161 21H162V20H161ZM195 21H196V20H195ZM30 22H31V21H30ZM30 22H28V23H30ZM34 22H35V21H34ZM39 22H40V20H39ZM39 22H38V24H39ZM63 22H65V21H63ZM70 22H71V21H70ZM89 22H90V21H89ZM89 22H88V23H89ZM106 22H107V21H106ZM147 22H148V21H147ZM162 22H163V21H162ZM162 22H161V23H162ZM180 22H181V21H180ZM200 22H201V21H200ZM229 22H230V21H229ZM232 22H233V21H232ZM232 22H231V23H232ZM235 22H236V21H235ZM235 22H234V23H235ZM31 23H32V22H31ZM35 23H36V22H35ZM35 23H34V24H35ZM65 23H66V22H65ZM76 23H77V22H76ZM96 23H97V22H96ZM103 23H104V22H103ZM103 23L101 24V27H102ZM108 23H109V22H108ZM144 23H145V20H144ZM154 23H155V22H154ZM156 23H157V22H156ZM197 23H199V22H197ZM222 23H223V22H222ZM239 23H241V22L239 21ZM26 24H27V23H26ZM26 24H25V25H26ZM34 24H32V26H33ZM63 24H64V23H63ZM70 24H71V23H70ZM147 24H148V23H147ZM163 24H166V23H163ZM201 24H202V23H201ZM237 24H238V23H237ZM252 24H253V23H252ZM252 24H251V26H252ZM27 25H28V24H27ZM27 25H26V26H27ZM82 25H83V24H82ZM110 25H111V24H110ZM151 25H153V24H151ZM176 25H177V24H176ZM198 25L200 26V24H198ZM198 25H197V26H198ZM226 25H227V23H226ZM35 26H36V25H35ZM99 26H100V25H99ZM145 26H146V25H145ZM157 26H158V25H157ZM160 26H161V25H160ZM162 26H163V25H162ZM195 26H196V23H195ZM201 26H202V25H201ZM223 26H224V25H223ZM28 27H29V26H28ZM38 27H41V25H39ZM62 27H63V26H62ZM101 27L99 28V30L101 29ZM151 27H152V26H151ZM154 27H155V26H154ZM226 27H227V26H226ZM237 27L239 28V26H237ZM35 28H36V27H35ZM42 28H43V27H42ZM69 28H70V27H69ZM71 28H72V27H71ZM81 28H82V27H81ZM102 28H103V27H102ZM122 28H123V27H122ZM164 28H165V26H164ZM164 28H163V29H164ZM167 28H168V26H167ZM171 28H172V27H171ZM183 28H184V26H183ZM192 28H193V27H192ZM195 28H197V27H195ZM199 28H200V27H199ZM206 28H207V27H206ZM31 29H32V28H31ZM31 29H30V30H31ZM60 29H61V27H60ZM62 29H63V28H62ZM62 29H61V30H62ZM76 29H77V28H76ZM90 29H91V28H90ZM150 29H151V28H150ZM156 29H158V28H156ZM169 29H170V28H169ZM181 29H182V28H181ZM181 29H180V30H181ZM212 29H214V28H212ZM225 29H227V28H225ZM33 30H34V29H32V31H33ZM99 30H98V31H99ZM111 30L113 31L112 28H111ZM114 30H115V29H114ZM117 30H118V29H117ZM146 30H148V29H146ZM160 30H161V28H160ZM186 30H187V31L189 30L188 27H187ZM222 30H223V29H222ZM237 30L240 31L239 29H237ZM261 30H263V29H261ZM0 31H1V32H3V31H7V32H8V29L1 27V28H0ZM13 31H14V30H13ZM58 31L60 32V30H58ZM64 31H65V30H64ZM95 31H96V30H95ZM101 31H102V30H101ZM101 31H100V32H101ZM106 31H108V30H106ZM115 31H116V30H115ZM153 31H154V30H153ZM167 31H168V30H167ZM190 31H191V30H190ZM192 31H194V30H192ZM220 31H221V30H220ZM229 31H230V28H229ZM229 31H228V32H229ZM241 31H242V30H241ZM241 31L239 32V34L241 33ZM14 32H15V31H14ZM14 32H13V33H14ZM65 32H66V31H65ZM68 32H69V31H68ZM68 32H67V33H68ZM70 32H71V31H70ZM103 32H104V29H103ZM116 32H117V31H116ZM118 32H120V31H118ZM148 32H149V31H148ZM154 32H156V31H154ZM170 32H171V31H170ZM173 32H174V31H173ZM198 32H199V31H198ZM200 32H201V31H200ZM203 32H204V31H203ZM205 32H206V31H205ZM226 32H227V30H226ZM226 32H225V33H226ZM233 32H234V31H233ZM260 32H261V31H260ZM5 33H6V32H5ZM11 33H12V32H11ZM11 33H10V34H11ZM28 33H29V32H28ZM63 33H64V32H63ZM71 33H73V32H71ZM85 33H86V32H84V34H85ZM87 33H88V32H87ZM95 33H96V32H95ZM97 33H98V32H97ZM108 33H109V31H108ZM108 33L106 34V37H108V36H107ZM120 33H121V32H120ZM123 33H124V32H122V34H121L120 36H123V37H124L125 34H123ZM157 33H158V32H157ZM165 33H166V32H165ZM175 33H176V32H175ZM175 33H174V34H175ZM181 33H182V32H181ZM188 33H189V32H188ZM191 33H192V32H191ZM236 33H237V32H236ZM17 34H18V33H17ZM32 34H33V33H32ZM34 34H35V33H34ZM40 34H41V33H40ZM53 34H55V33H53ZM53 34H52V37L54 36ZM57 34H59V33L57 32ZM75 34H76V33H75ZM84 34H83V35H84ZM88 34H89V33H88ZM88 34H87V35H88ZM155 34H156V33H155ZM161 34H162V33H161ZM184 34H185V33H184ZM237 34H238V33H237ZM242 34H244V33H242ZM55 35H56V34H55ZM67 35H69V34H67ZM67 35H66V36H67ZM77 35H78V34H77ZM92 35H93V34H92ZM96 35H97V34H96ZM110 35H111V34H110ZM159 35H160V34H159ZM164 35H165V34H164ZM168 35H170V34H168ZM178 35H179V34H178ZM204 35H205V34H204ZM208 35H209V34H208ZM221 35H222V34H221ZM227 35H228V33H227ZM232 35H233V34H232ZM259 35H260V34H259ZM33 36H35V35H33ZM38 36H39V35H38ZM57 36H58V35H56V37H57ZM69 36H70V35H69ZM80 36H82V35H80ZM80 36H79V37H80ZM90 36H91V34H90ZM98 36H99V35H98ZM98 36H97V37H98ZM112 36H113V34H112ZM112 36H111V37H112ZM117 36H118V34L116 35V37H117ZM151 36H154V35L152 34ZM155 36H156V35H155ZM166 36H167V34H166ZM191 36H193V35H191ZM198 36H199V35H198ZM201 36H202V35H201ZM234 36H235V35H234ZM2 37L4 38V36H2ZM5 37H6V36H5ZM10 37H11V36H10ZM43 37H44V36H43ZM43 37L40 38V41H41V42H44V43H43L42 45H41V44H40V45H37V48H40V49H41V46H45V48H46V49H44L45 51H47V52H53V51L56 49V48H55L56 46L54 47V45L52 44V43H53V42H52V39L49 38V39L51 40V42H52V43H51L50 41H44L45 39H44ZM58 37L62 38V37H61V34H60ZM74 37H75V36H74ZM74 37H73V38H74ZM94 37H96V36H94ZM102 37H104V36H102ZM199 37H200V36H199ZM208 37H210V35H209ZM211 37H212V36H211ZM216 37H217V36H216ZM228 37H229V36H228ZM239 37H240V36H239ZM12 38L14 39V37H12ZM16 38L18 39V37H16ZM30 38H32V37H30ZM46 38H47V37H46ZM54 38H55V37H54ZM65 38H66V37H65ZM65 38H64V39H65ZM91 38H92V37H91ZM99 38H100V37H99ZM165 38H166V37H165ZM180 38H181V37H180ZM189 38H190V39H187V40H188V43L190 44V41H189V40H191L192 38H194V36H193V37H189ZM195 38H196V37H195ZM236 38H238V37H236ZM258 38H259V37H258ZM261 38H263V37H261ZM9 39H10V38H9ZM13 39H12V40H13ZM36 39H37V37H36ZM70 39H72V38H70ZM78 39H79V38H78ZM83 39H85V38H83ZM83 39H82V40H83ZM161 39H162V38H161ZM169 39H170V38H169ZM181 39H182V38H181ZM183 39H184V38H183ZM227 39H228V38H227ZM229 39H230V38H229ZM232 39H233V38H232ZM242 39H243V38H242ZM249 39H250V38H249ZM4 40H5V38H4ZM4 40H3V41H4ZM34 40H35V38H34ZM57 40H58L59 42H63V40L60 41L59 38H57ZM65 40H66V39H65ZM76 40H77V39H75L74 41H76ZM110 40H111V39H110ZM112 40H113V38H112ZM195 40H197V39H195ZM195 40H194V41H195ZM208 40H209V39H208ZM234 40H235V39H234ZM239 40H240V39H239ZM243 40H244V39H243ZM251 40H252V39H251ZM14 41L17 42V40H15V39H14ZM40 41L38 42V44L40 43ZM67 41H68V40H67ZM72 41H73V40H72ZM79 41H80V40H79ZM79 41H78V42H79ZM90 41H91V40H89V42H90ZM98 41H99V40H98ZM101 41H102V40H101ZM107 41H108V40H107ZM159 41H160V40H159ZM185 41H186V40H185ZM226 41H227V40H226ZM236 41H237V40H236ZM248 41H249V40H248ZM263 41H264V40H263ZM263 41H262V42H263ZM20 42H21V41H20ZM32 42L35 43L36 40H35V41H32ZM64 42L66 43V41H64ZM81 42L83 43V45H87V43H88L87 40H83V41H81ZM81 42L78 43V46L81 45ZM92 42H93V41H92ZM94 42H96V41H94ZM181 42H182V41H181ZM228 42H229V40H228ZM233 42H234V41H233ZM239 42H242V41H239ZM249 42H250V41H249ZM249 42H248V43H249ZM55 43H56V42H55ZM65 43H64V44H65ZM90 43H91V42H90ZM96 43H97V42H96ZM98 43H99V42H98ZM126 43H127V42H126ZM163 43H164V42H163ZM186 43H187V42H186ZM188 43H187V45H188ZM193 43H194V42H193ZM263 43H264V42H263ZM61 44H62V43H61ZM68 44H69V43H68ZM71 44H72V42H71ZM71 44H70V45H71ZM102 44H103V43H102ZM238 44H239V43H238ZM4 45H5V44H4ZM24 45H25V44H24ZM57 45H58V44H57ZM83 45H82V46H83ZM91 45H92V44H91ZM91 45H90V46H91ZM93 45H94V44H93ZM93 45H92V46H93ZM123 45H124V44H123ZM123 45H122V46H123ZM22 46H23V44H22ZM67 46H68V45H67ZM67 46H66V47H67ZM82 46H80V47H82ZM106 46H107V45H106ZM111 46H112V45H111ZM111 46H110V47H111ZM120 46H121V45H120ZM120 46H116V47L121 48ZM154 46H155V45H154ZM162 46H164V45H162ZM189 46H190V45H189ZM217 46H218V45H217ZM220 46H221V44H220ZM222 46H223V45H222ZM225 46H226V45H225ZM231 46H232V45H231ZM235 46H236V45H235ZM247 46H248V45H247ZM258 46H259V45H258ZM11 47H12V46H11ZM58 47H59V46H58ZM100 47H101V46H100ZM116 47H115V48H116ZM123 47H124V46H123ZM157 47H159V46H157ZM167 47H169V46H167ZM187 47H188V46H187ZM228 47H230V46L228 45ZM236 47H237V46H236ZM244 47H245V46H244ZM244 47H243V48H244ZM263 47H264V46H263ZM83 48H84V46H83ZM88 48H89V47H88ZM92 48H93V47H92ZM101 48H102V47H101ZM169 48H170V47H169ZM205 48H206V47H205ZM225 48H226V47H225ZM225 48H224V49H225ZM240 48H241V47H240ZM248 48H250V47H248ZM9 49H10V48H9ZM22 49H23V47H22ZM22 49H21V50H22ZM63 49H65V48H63ZM71 49H72V47H71ZM77 49H81V48H77ZM105 49H107V48H105ZM121 49H122V48H121ZM162 49H163V48H162ZM200 49H201V48H200ZM200 49H199V50H200ZM208 49H209V48H208ZM241 49H242V48H241ZM246 49H247V48H246ZM260 49H261V48H260ZM10 50H11V49H10ZM25 50H26V48H25ZM42 50H43V49H42ZM42 50H39L38 53H41ZM59 50H60V49H59ZM69 50H70V48H69ZM75 50H76V49H75ZM85 50H86V49H84L82 52H84ZM221 50H222V49H221ZM221 50H220V51H221ZM228 50H229V49H228ZM238 50H239V49H238ZM247 50H248V49H247ZM3 51H4V50H3ZM6 51H7V50H6ZM12 51H14V50H12ZM19 51H20V50H19ZM22 51H24V49H23ZM71 51H72V50H71ZM107 51H108V49H107ZM168 51H169V50H168ZM213 51H214V50H213ZM216 51H218V49H216ZM222 51H223V50H222ZM234 51H235V50H234ZM16 52H17V51L15 50L14 53H16ZM74 52H75V51H74ZM91 52L94 54L93 56L100 55V59H104V58H105V57L102 56L103 53H102L101 51H99V47H98V49H97V47H96V48L93 49ZM112 52H113V51H112ZM157 52H158V51H157ZM193 52H194V51H193ZM218 52H219V51H218ZM232 52H233V51H232ZM79 53H80V52H78V53H76V54L78 55ZM84 53H86V52H84ZM215 53H216V52H215ZM223 53H224V52H223ZM226 53H227V52H226ZM241 53H242V52H241ZM241 53H240V54H241ZM255 53H256V52H255ZM260 53H261V52H260ZM43 54H46V53H43ZM43 54L41 53V58L44 57ZM53 54H54V52H53ZM57 54H58V53H57ZM86 54H87V53H86ZM86 54H85V55H86ZM164 54H165V53H164ZM212 54H213V53H212ZM212 54H211V55H212ZM221 54H222V53H221ZM232 54H233V53H232ZM243 54H244V53H243ZM263 54H264V53H263ZM15 55H16V54H15ZM39 55H40V54H39ZM58 55H59V54H58ZM60 55H61V54H60ZM81 55H82V54H81ZM81 55H80V59L78 58L79 61H80V60H83V59L81 58ZM127 55H128V54H127ZM129 55H130V53H129ZM211 55H210V56H211ZM228 55H229V54H228ZM12 56H13V55H12ZM17 56H19L18 58H20V53H19ZM26 56H27V55H26ZM45 56H46V55H45ZM89 56H90V55H89ZM104 56H105V55H104ZM153 56H154V55H153ZM162 56H163V55H162ZM203 56H204V55H203ZM230 56H231V58H233L232 55H230ZM259 56H260V54H259ZM261 56H262V55H261ZM21 57L23 58V54H22ZM73 57H76V55L73 56ZM82 57H84V56H82ZM97 57H98V56H97ZM97 57H96V58H97ZM117 57H119V55H118ZM124 57H125V56H124ZM149 57H150V56H149ZM151 57H152V56H151ZM199 57H200V56H199ZM201 57H202V56H201ZM239 57H240V56H239ZM262 57H263V56H262ZM13 58H14V57H13ZM41 58H40V59H41ZM48 58H49V57H48ZM50 58H51V57H50ZM98 58H99V57H98ZM114 58H116V57H114ZM122 58H123V57H122ZM157 58H158V57H157ZM197 58H198V57H197ZM204 58H205V57H204ZM211 58H212V56L210 57V59H211ZM217 58H218V57H217ZM231 58H229V59H231ZM240 58H241V57H240ZM242 58H243V57H242ZM249 58H250V57H249ZM20 59H21V58H20ZM52 59H53V58H52ZM54 59H55V58H54ZM54 59H53V60H50V61H54ZM63 59H64V58H63ZM74 59H75V58H74ZM91 59H92V58H91ZM91 59H90V60H91ZM119 59H120V58H119ZM206 59H207V58H206ZM206 59H205V60H206ZM218 59H219V58H218ZM220 59H221V58H220ZM222 59H223V58H222ZM226 59H228V57L225 58V60H226ZM233 59H234V58H233ZM247 59H248V58H247ZM256 59H257V58H256ZM260 59H262V58H260ZM4 60H5V59H4ZM6 60H7V59H6ZM65 60H66V58H65ZM75 60H76V59H75ZM85 60H86V59H85ZM130 60H131V59H130ZM157 60H158V59H157ZM198 60H199V59H198ZM203 60H204V59H203ZM203 60H202V61H203ZM223 60H224V59H223ZM234 60H235V59H234ZM239 60H240V59H239ZM242 60H243V59H242ZM20 61H21V60H20ZM39 61H40V60H39ZM50 61H49V63H50ZM163 61H164V60H163ZM165 61H166V59H165ZM194 61H195V60H194ZM194 61H191V63H193ZM202 61H201V62H202ZM206 61H207V60H206ZM212 61H213V60H211V63H212ZM214 61H215V60H214ZM218 61H219V60H218ZM230 61H231V60H230ZM262 61H263V60H262ZM0 62H1V61H0ZM47 62H48V61H47ZM47 62H45V63H47ZM60 62H61V61H60ZM103 62H104V61H103ZM112 62H114V61H112ZM112 62H111V63H112ZM166 62H167V61H166ZM198 62H200V60H199ZM231 62H232V61H231ZM256 62H257V60H256ZM45 63H44V64H45ZM55 63H56V65H57V62H55ZM78 63H79V62H78ZM91 63H92V62H91ZM93 63H94V62H93ZM98 63H99V62H98ZM154 63H155V62H154ZM163 63H165V62H163ZM208 63H209V62H208ZM215 63H217V62H215ZM218 63H219V62H218ZM225 63H226V62H225ZM225 63H221V64H225ZM8 64H9V63H8ZM47 64H48V63H47ZM63 64H64V63H63ZM86 64H87V63H86ZM88 64H89V63H88ZM99 64H100V63H99ZM108 64H109V63H107V65H108ZM197 64H198V63H197ZM219 64H220V63H219ZM219 64H218V65H219ZM262 64H263V63H262ZM41 65H42V63H41ZM50 65H52V64H50ZM56 65H53V66H56ZM60 65H62V63H61ZM161 65H162V64H161ZM190 65H191V64H190ZM215 65H216V64H215ZM235 65L237 66V64H235ZM235 65H234V66H235ZM239 65H240V64H239ZM42 66H43V65H42ZM45 66H46V65H45ZM86 66H87V65H86ZM108 66H111V65H108ZM108 66H107V67H108ZM210 66H211V65H210ZM232 66H233V65H232ZM232 66H231V67H232ZM240 66H242V65H240ZM240 66H239V67H240ZM48 67H49V66H48ZM64 67H65V66H64ZM89 67H90V66H89ZM107 67H106V68H107ZM112 67H113V66H112ZM119 67H120V66H119ZM207 67H208V66H207ZM218 67H220V66H218ZM218 67H217V68H218ZM257 67H258V66H257ZM259 67H260V65H259ZM6 68H7V67H6ZM55 68H56V67H55ZM98 68H99V67H98ZM98 68H96V69H98ZM114 68H115V67H114ZM229 68H230V67H229ZM3 69H4V68H3ZM35 69H36V68H35ZM1 70H2V68H1ZM32 70H33V69H32ZM51 70H52V69H50V71H51ZM53 70H55V69L53 68ZM109 70H110V69H109ZM113 70H114V69H113ZM115 70H116V69H115ZM123 70H124V69H123ZM224 70H226V69H224ZM224 70H223V71H224ZM236 70H237V69H236ZM28 71H29V70H28ZM33 71H34V70H33ZM56 71H57V70H56ZM56 71H55V72H56ZM85 71H86V70H85ZM92 71H93L94 73H96V72L94 71V69H93ZM102 71H103V70H102ZM118 71H119V70H118ZM194 71H195V70H194ZM214 71H215V70H214ZM217 71H218V70H217ZM217 71H216V72H217ZM232 71H233V70H232ZM2 72H3V70H2ZM2 72H1V73H2ZM89 72H90V71H89ZM93 72H92V73H93ZM122 72H123V71H122ZM122 72H121V73H122ZM127 72H128V71H127ZM219 72H220V71H219ZM227 72H228V71H227ZM241 72H242V71L240 70V73H241ZM85 73H86V72H85ZM94 73H93V75H94ZM217 73H218V72H217ZM220 73H221V72H220ZM230 73H231V71H230ZM240 73H239V74H240ZM38 74H39V73H38ZM133 74H134V73H133ZM165 74H166V73H165ZM197 74H198V73H197ZM207 74H208V72H207ZM214 74H215V73H214ZM214 74H213V75H214ZM224 74H225V73H224ZM228 74H229V73H228ZM90 75H91V74H90ZM90 75H89V76H90ZM95 75H96V74H95ZM117 75H120V74H117ZM205 75H206V73H205ZM205 75H204V76H205ZM213 75H212V76H213ZM226 75H227V74H226ZM242 75H243V74H242ZM242 75H241V76H242ZM91 76H92V75H91ZM91 76H90V77H91ZM98 76H99V75H98ZM204 76H203V77H204ZM207 76H208V75H207ZM215 76H217V75H215ZM0 77H1V76H0ZM32 77H33V76H32ZM110 77H111V76H110ZM115 77H118V76H115ZM125 77H127V76H125ZM125 77H124V78H125ZM203 77H202V79H203ZM205 77H206V76H205ZM1 78H2V77H1ZM17 78H19V77L17 76ZM23 78H24V76H23ZM34 78H35V76H34ZM100 78H101V77H100ZM106 78H107V77H106ZM209 78H211V77H209ZM225 78H226V77H225ZM239 78H240V77H239ZM97 79H98V78H97ZM97 79H96V80H97ZM101 79H102V78H101ZM104 79H105V77H104ZM115 79H116V78H115ZM188 79H189V78H188ZM202 79H201V81H202ZM205 79H206V78H205ZM242 79H243V78H242ZM242 79H241V80H242ZM246 79H247V78H246ZM20 80H21V79H20ZM30 80H31V79H30ZM30 80H29V81H30ZM32 80H33V79H32ZM136 80H138V79H136ZM221 80H222V79H221ZM231 80H233V79H230V81H231ZM237 80H238V79H237ZM237 80H236V82H237ZM13 81H14V80H13ZM26 81H27V80H26ZM34 81H35L34 84H38V83H36V80H34ZM99 81H100V80H99ZM112 81H113V80H112ZM132 81H133V80H132ZM132 81H131V82H132ZM224 81H225V79H224ZM230 81H229V82H230ZM21 82H22V81H21ZM24 82H25V81H24ZM31 82H32V81H31ZM38 82H40V81H38ZM42 82H43V81H42ZM100 82H101V81H100ZM103 82H104V80H103ZM116 82H117V81H116ZM122 82H123V81H122ZM131 82L126 83V84H128V85H126V86L128 87V89L130 88V85L132 84ZM134 82H136V81L134 80ZM208 82H209V81H208ZM236 82H231V83H236ZM17 83L19 84V82H17ZM40 83H41V82H40ZM40 83H39V84H40ZM45 83H46V82H45ZM111 83H112V82H111ZM238 83H239V81H238ZM238 83H237V84H238ZM8 84H10V83H8ZM8 84H7V86H9ZM11 84H12V83H11ZM15 84H16V82H15ZM22 84H23V83H22ZM24 84H26V82H25ZM29 84H30V83H29ZM29 84H28V85H29ZM49 84H50V83H49ZM49 84H48V85H49ZM113 84H114V83H113ZM115 84H116V83H115ZM115 84H114V86H115ZM117 84H118V83H117ZM205 84H206V83H205ZM205 84H204V85H205ZM215 84H216V83H215ZM12 85H14V84H12ZM30 85H31V84H30ZM32 85H33V83H32ZM41 85H43V83H42ZM45 85H46V84H45ZM45 85H44V87H45ZM48 85H47V86H48ZM104 85H105V84H104ZM119 85H120V84H119ZM119 85H117V86H119ZM122 85H123V84H122ZM199 85H200V84H199ZM212 85H213V84H212ZM219 85H220V84H219ZM223 85H224V84H223ZM223 85H222V86H223ZM235 85H236V84H235ZM16 86H17V85H16ZM39 86H40V85H39ZM117 86H116V87H117ZM194 86H197V85L195 84ZM207 86H208V85H207ZM215 86H217V85H215ZM222 86H220V87H222ZM2 87H3V86H2ZM2 87H0V88H1L0 91L2 90ZM32 87H35V86H32ZM40 87H41V86H40ZM42 87H43V86H42ZM42 87H41V89H42ZM191 87H192V86H191ZM211 87H212V86H211ZM7 88H8V87H7ZM13 88H16V87H13ZM17 88H18V87H17ZM17 88H16V89H17ZM36 88H37V87H36ZM192 88H193V87H192ZM196 88H197V87H196ZM5 89H6V88H5ZM5 89H3V90H5ZM11 89H12V88H11ZM16 89H15V90H16ZM34 89H35V88H34ZM63 89H64V88H63ZM63 89H62V90H63ZM80 89H81V88H80ZM118 89H119V87H118ZM194 89H195V88H194ZM218 89H219V88H218ZM9 90H10V89H9ZM123 90H126V89H123ZM137 90H138V89H137ZM213 90H215V89L213 88ZM5 91H6V90H5ZM10 91H11V90H10ZM18 91H19V90H18ZM120 91H121V90H120ZM193 91H194V90H193ZM251 91H252V89H251ZM114 92H115V91H114ZM125 92H126V91H125ZM128 92H130V90H128ZM135 92H136V91H135ZM140 92H141V91H140ZM220 92H221V91H220ZM5 93H6V92H5ZM118 93H119V92H118ZM120 93H121V92H120ZM133 93H134V91H133ZM133 93H132V94H133ZM137 93H139V92H137ZM210 93H211V92H210ZM212 93H213V92H212ZM223 93H224V92H223ZM0 94H2V93H0ZM10 94H11V93H10ZM64 94H65V93H64ZM122 94H123V93H122ZM125 94H126V93H125ZM135 94H136V93H135ZM215 94L217 95V93H214L213 95L216 96ZM60 95H61V94H60ZM111 95L113 96V94H111ZM130 95H131V94H130ZM137 95H138V94H137ZM57 96H58V94H57ZM182 96H183V95H182ZM190 96H191V95H190ZM210 96H211V95H210ZM219 96H220V95H217V97H219ZM222 96H225V97H226V95H223V94H222ZM245 96H246V95H245ZM2 97H3V96H2ZM4 97H5V96H4ZM63 97H64V96H63ZM88 97H89V96H88ZM91 97H92V96H91ZM109 97H110V96H109ZM133 97H134V96H133ZM186 97H187V96H186ZM234 97H235V95H234ZM238 97H239V96H238ZM9 98H10V97H9ZM56 98H57V97H56ZM81 98H82V97H81ZM89 98H90V97H89ZM183 98H184V97H183ZM209 98H210V97H209ZM231 98H232V97H231ZM0 99H1V98H0ZM10 99L12 100V98H10ZM10 99H9V100H10ZM38 99H40V98H38ZM64 99H65V98H64ZM64 99H63V100H64ZM217 99H218V98H217ZM1 100H2V99H1ZM9 100H8V101H9ZM40 100H41V99H40ZM57 100H59V99H57ZM78 100H79V99H78ZM84 100H85V99H84ZM98 100H99V99H98ZM113 100H114V99H113ZM142 100H144V99L142 98ZM182 100H183V99H182ZM187 100H188V99H187ZM230 100H231V99H230ZM242 100H243V99H242ZM92 101H94V100H92ZM114 101H115V100H114ZM131 101H132V100H131ZM9 102H10V101H9ZM59 102H60V101H59ZM81 102H82V100H81ZM97 102H98V101H97ZM116 102H117V101H116ZM135 102H136V101H135ZM140 102H141V101H140ZM148 102H149V101H148ZM237 102H239V101H237ZM251 102H252V100H251ZM257 102H258V101H257ZM5 103H6V101H5ZM11 103H12V102H11ZM53 103H54V102H53ZM53 103H52V104H53ZM61 103H62V102H61ZM70 103H72V102H70ZM90 103H91V102H90ZM98 103H100V102H98ZM230 103H231V102H230ZM235 103H236V102H235ZM64 104H65V103H64ZM92 104H93V103H92ZM102 104H103V103H102ZM113 104H115V103H113ZM129 104H130V103H129ZM132 104H133V103H132ZM142 104H145V103H143V101H142ZM215 104H216V103H215ZM238 104H239V103H238ZM4 105H5V104H4ZM59 105H60V104H59ZM116 105H117V103H116ZM138 105H139V104H138ZM208 105H209V104H208ZM208 105H207V106H208ZM212 105H213V104H212ZM240 105H241V104H240ZM56 106H57V105H56ZM80 106H81V105H80ZM96 106H97V105H96ZM136 106H137V105H136ZM203 106H204V105H203ZM205 106H206V105H205ZM205 106H204V107H205ZM218 106H219V105H218ZM238 106H239V105H238ZM253 106H254V105H253ZM1 107H2V106H1ZM19 107H20V106H19ZM68 107H69V106H68ZM87 107H88V106H87ZM89 107H90V106H89ZM91 107H92V106H91ZM101 107H103V106H101ZM101 107H100V108H101ZM125 107H126V104H125ZM199 107H202V105L199 106ZM199 107H196V108L199 109ZM209 107H210V106H209ZM212 107H213V106H212ZM214 107H216V106H214ZM220 107H221V106H220ZM226 107H227V106H226ZM60 108H61V107H60ZM96 108H97V107H96ZM141 108H142V107H141ZM187 108H188V107H187ZM206 108H207V107H206ZM241 108H242V107H241ZM241 108H240V109H241ZM257 108H258V107H257ZM261 108H262V107H261ZM2 109H3V108H2ZM2 109H1V110H2ZM18 109H19V108H18ZM18 109H17V110H18ZM20 109H21V108H20ZM53 109H54V108H53ZM56 109H57V108H56ZM68 109H69V108H68ZM87 109H88V108H87ZM89 109H90V108H89ZM101 109H102V108H101ZM130 109H131V108H130ZM135 109H136V107H135ZM143 109H144V108H143ZM208 109H209V108H208ZM234 109H235V107H234ZM262 109H263V108H262ZM83 110H84V109H83ZM85 110H86V109H85ZM102 110H103V109H102ZM140 110H141V109H140ZM146 110H147V109H146ZM194 110H196V109L194 108L192 111L195 112ZM222 110H223V109H222ZM235 110H236V109H235ZM244 110H245V109H244ZM257 110H258V109H257ZM51 111H52V110H51ZM55 111H56V110H55ZM58 111H59V110H58ZM109 111H110V110H109ZM127 111H128V110H127ZM132 111H133V108H132ZM137 111H138V110H137ZM147 111H148V110H147ZM187 111H188V110H187ZM220 111H221V110H220ZM220 111H218V112H220ZM249 111H250V110H249ZM253 111H254V110H253ZM263 111H264V110H263ZM69 112H70V111H69ZM106 112H107V111H106ZM106 112H105V114H106ZM130 112H131V110H130ZM140 112H141V111H140ZM145 112H146V111H145ZM149 112H150V111H149ZM184 112H186V111H184ZM193 112H192V113H193ZM197 112H199V111H197ZM218 112H217V113H218ZM226 112H227V111H226ZM229 112H230V111H229ZM238 112H239V111H238ZM238 112L236 111V113H238ZM246 112H247V111H246ZM246 112H243V114L246 113ZM6 113H7V112H6ZM23 113H24V112H23ZM77 113H78V112H77ZM87 113H88V112H87ZM111 113H112V112H111ZM111 113H110V114H111ZM127 113H128V112H127ZM137 113H138V112H137ZM137 113H136V114H137ZM182 113H183V112H182ZM182 113L179 112L180 115H181ZM186 113H187V112H186ZM214 113H215V112H214ZM247 113H249V112H247ZM257 113H258V112H257ZM257 113H256V114H257ZM259 113H260V111H259ZM261 113H262V115L264 114V112H261ZM46 114H48V113H46ZM74 114H75V113H74ZM101 114H102V113H101ZM101 114H98V115H101ZM184 114H185V113H184ZM189 114H190V113H189ZM205 114H206V113H205ZM205 114H204V115H205ZM223 114H224V113H223ZM227 114H228V113H227ZM240 114H241V113H240ZM240 114H239V115H240ZM49 115H50V114H49ZM52 115H53V114H52ZM57 115H58V114H57ZM67 115H68V114H67ZM71 115H72V113H71ZM71 115H70V117H71ZM80 115H81V114H80ZM87 115H88V114H87ZM87 115H85V116H87ZM89 115H90V114H89ZM94 115H95V114H94ZM130 115H131V114H130ZM174 115H175V114H174ZM176 115H177V114H176ZM176 115H175V116H176ZM192 115H193V114H192ZM195 115H196V114H195ZM195 115H194V116H195ZM212 115H213V114H212ZM215 115H216V114H214V116H215ZM219 115H220V114H219ZM230 115H231V114H230ZM245 115H246V114H245ZM253 115H254V114H253ZM253 115H252V116H253ZM262 115L260 114V116H262ZM83 116H84V115H83ZM85 116H84V117H85ZM96 116H97V115H96ZM101 116H103V114H102ZM197 116H198V115H197ZM197 116H196V117H197ZM199 116L201 117V115H199ZM208 116H209V114H208ZM208 116H207V117H208ZM225 116H226V115H225ZM246 116L249 117L248 115H246ZM263 116H264V115H263ZM263 116H262V117H263ZM8 117H9V116H8ZM45 117H46V116H45ZM57 117H58V116H57ZM89 117H90V116H89ZM117 117H118V116H117ZM117 117H116V118H117ZM138 117H139V116H138ZM143 117H144V116H143ZM145 117H146V116H145ZM218 117H219V116H218ZM218 117L215 118V119H218ZM222 117H223V116H222ZM226 117H227V116H226ZM247 117H246V118H247ZM2 118H3V116H2ZM5 118H6V117H5ZM17 118H18V117H17ZM58 118H59V117H58ZM65 118H66V116H65ZM67 118H68V117H67ZM75 118H76V117H75ZM109 118H110V117H109ZM113 118H114V117H113ZM116 118H115L114 120H116ZM140 118H142V117L140 116ZM173 118H174V117H173ZM175 118H177V117H175ZM189 118H190V117H189ZM192 118H193V117H192ZM236 118H237V117H236ZM236 118H235V119H236ZM260 118H261V117H260ZM51 119L54 120V118H51ZM59 119H60V118H59ZM98 119H101V118H98ZM118 119H119V117H118ZM196 119H197V118H195V120H196ZM198 119H199V117H198ZM205 119H206V118H205ZM215 119H214V120H215ZM219 119H220V117H219ZM219 119H218V120H219ZM228 119H229V118H228ZM42 120H43V119H42ZM66 120H68V119H66ZM187 120H188V119H187ZM192 120H193V119H192ZM202 120H203V119H202ZM211 120H212V119H211ZM214 120H213V121H214ZM231 120H232V119H231ZM238 120H239V119H238ZM250 120H251V119H250ZM51 121H52V120H51ZM51 121H50V123H51ZM76 121H77V120H76ZM105 121H106V120H105ZM112 121H113V120H112ZM190 121H191V120H190ZM196 121H197V120H196ZM220 121L222 122V118L220 119ZM5 122H6V121H5ZM17 122H18V121H17ZM39 122H40V121H39ZM44 122H45V121H43L42 123L44 124ZM46 122H47V121H46ZM61 122H62V121H61ZM83 122H84V121H83ZM92 122H93V121H92ZM92 122H89V123H88L89 128L87 127V128H88L87 130H86V129H85V130H80L79 128H76V127H75V129L78 131V132H77L78 134H77V135L75 134V137H77L76 139H79V140H81V141L83 140V142H84V141H86V139H87L86 135H87V132H88V131H94V132L97 131V132H101L102 129H104V130H108V129H105L106 127H105V128H102L101 126L97 125V124H98V120H97L96 122L94 121V123H92ZM102 122H103V121H102ZM110 122H111V121H110ZM145 122H146V121H145ZM178 122H179V121H178ZM185 122H186V121H185ZM192 122H193V121H192ZM198 122H200V121H198ZM246 122H247V121H246ZM260 122H261V121H260ZM0 123H1V122H0ZM6 123H8V121H7ZM10 123H11V122H10ZM13 123L18 124V123H16V122H13ZM37 123H38V122H37ZM78 123H79V122H78ZM81 123H82V122H80V124H81ZM195 123H196V122H195ZM195 123H194V124H195ZM219 123H220V122H219ZM229 123H230V122H229ZM229 123H228V124H229ZM43 124H42V125H43ZM53 124H54V123H53ZM100 124H101V123H100ZM188 124H189V123H188ZM208 124H210V123H208ZM211 124H212V123H211ZM223 124H224V123H223ZM230 124H231V123H230ZM233 124H234V123H233ZM236 124H237V122H236ZM238 124H239V123H238ZM242 124H243V123H242ZM250 124H252V123L250 122ZM7 125H8V124H7ZM39 125H40V123H39ZM45 125H47V124H45ZM55 125H56V124H55ZM63 125H64V124H63ZM71 125H72V124H71ZM73 125H76V124L74 123ZM73 125H72V126H73ZM86 125H87V124H86ZM107 125H108V124H107ZM179 125H180V124H179ZM197 125H199V124H197ZM197 125H196V126H197ZM200 125H201V124H200ZM203 125H206V123L203 124ZM213 125H214V124H213ZM221 125H222V124H221ZM226 125H227V124H226ZM248 125H249V124H248ZM253 125H254V124H253ZM263 125H264V124H263ZM4 126L7 127L6 125H4ZM11 126H12V125H11ZM77 126H78V125H77ZM82 126H83V125H82ZM104 126H106V125H104ZM104 126H103V127H104ZM113 126H114V125H113ZM177 126H178V125H177ZM209 126H210V125H209ZM211 126H212V125H211ZM211 126H210V127H211ZM240 126H241V125H240ZM2 127H3V126H2ZM48 127H49V126H48ZM50 127L52 128V126H50ZM57 127H58V124H57ZM61 127H63V126L61 125ZM67 127H68V126H67ZM78 127H79V126H78ZM107 127H108V126H107ZM110 127H111V126H110ZM110 127H109V128H110ZM116 127H117V126H116ZM120 127H121V125H120ZM122 127H123V125H122ZM182 127H183V126H182ZM197 127H198V126H197ZM197 127H196V129H198ZM217 127H218V126H216V128H217ZM224 127H225V126H224ZM228 127H229V126H228ZM233 127H234V126H233ZM245 127H246V126H245ZM248 127H249V126H248ZM254 127H255V126H254ZM33 128H34V127H33ZM36 128H37V127H36ZM53 128H54V127H53ZM53 128H52V129H53ZM59 128H60V127H59ZM64 128H65V127H63V129H64ZM69 128H70V126H69ZM72 128H73V127H71L70 129H72ZM82 128H85V127H81V129H82ZM112 128H114V127H112ZM112 128H111V129H112ZM206 128H207V127H206ZM241 128H242V127H241ZM259 128H260V127H259ZM30 129H31V128H30ZM49 129H50V128H49ZM49 129H48V130H49ZM65 129H66V128H65ZM115 129H116V128H115ZM121 129H122V128H121ZM187 129H189V128H187ZM200 129H201V128H200ZM209 129H211V128H209ZM212 129H213V128H212ZM214 129H215V128H214ZM230 129H232V127H230ZM230 129H229V131H230ZM251 129H252V128H251ZM254 129H255V128H254ZM263 129H264V128H263ZM34 130H35V128H34ZM43 130H44V129H43ZM46 130H47V129H46ZM61 130H62V129H61ZM112 130H113V129H112ZM215 130H216V129H215ZM217 130H218V129H217ZM224 130H225V129H224ZM235 130H236V128H235ZM242 130H243V129H242ZM260 130H261V129H259V131H260ZM55 131H57V130H55ZM66 131L68 132V130H65V132H66ZM73 131H74V130H73ZM120 131H121V130H120ZM201 131H202V130H201ZM233 131H234V130H233ZM237 131H238V128H237ZM240 131H241V130H240ZM250 131H251V130H249V132H250ZM257 131H258V130H257ZM35 132H36V131H35ZM35 132H34V133H35ZM44 132H45V131H44ZM53 132H54V130H53ZM60 132H61V131H60ZM67 132H66V133H67ZM70 132H71V130H70ZM75 132H76V131H75ZM206 132H208V131H206ZM217 132H218V131H217ZM230 132H231V131H230ZM247 132H248V130H247ZM42 133H43V132H42ZM45 133H46V137L43 138V139L48 140V141H44L43 139L41 140L42 142L44 141V143H43L44 148L49 149L50 152H51V151H56V150H58V151L61 152L60 155H63V154H62V153H63V149H62L61 147L54 146V144L52 143V140H51L52 135L49 133L50 136H51V137H49V136H47L48 132H45ZM88 133H89V132H88ZM95 133H96V132H95ZM114 133H115V132H114ZM208 133H209V132H208ZM223 133H224V132H223ZM226 133H227V132H226ZM236 133H238V132H236ZM261 133H262V132H261ZM263 133H264V132H263ZM38 134H39V133H38ZM52 134H53V133H52ZM56 134H57V132H56ZM60 134H62V133H60ZM68 134H69V133H68ZM127 134H128V133H127ZM130 134H131V133H130ZM224 134H225V133H224ZM224 134H223V135H224ZM253 134H254V133H253ZM258 134H259V133H258ZM31 135H32V134H31ZM33 135H34V134H33ZM54 135H55V134H54ZM54 135H53V136H54ZM58 135H59V134H58ZM58 135H57V136H58ZM72 135H73V134H72ZM72 135H71V136H72ZM90 135H91V134H90ZM97 135H98V134H97ZM107 135H108V134H107ZM112 135H113V134H112ZM213 135H214V134H212V136H213ZM215 135H216V134H215ZM227 135H228V134H227ZM238 135H239V134H238ZM240 135H241V134H240ZM242 135H243V134H242ZM250 135H251V134H250ZM62 136H63V134H62ZM68 136H69V135H68ZM88 136H89V135H88ZM128 136H129V135H128ZM257 136H258V135H257ZM4 137H5V136H4ZM13 137H14V136H13ZM19 137H20V136H19ZM25 137H26V136H25ZM36 137H37V136H36ZM36 137H35V139H36ZM69 137H70V136H69ZM75 137H74V138H75ZM101 137H102V136H101ZM104 137H105V134H104ZM110 137H112V136H110ZM114 137H115V136H114ZM232 137H233V136H232ZM2 138H3V137H2ZM6 138H7V137H6ZM23 138H24V137H23ZM53 138H54V137H53ZM57 138H58V137H57ZM60 138H61V137H60ZM117 138H118V137H117ZM218 138H219V137H218ZM223 138H224V137H223ZM238 138H240V136H239ZM14 139H15V138H14ZM54 139H55V138H54ZM64 139H65V138H64ZM90 139H91V138H90ZM96 139H97V138H96ZM98 139H99V138H98ZM98 139H97V141H98ZM211 139H212V137H211ZM219 139H220V138H219ZM229 139L231 140V138H229ZM234 139H235V137H234ZM252 139H253V138H252ZM255 139H257V138H255ZM255 139H254V140H255ZM259 139H260V138H259ZM21 140H22V139H21ZM29 140H30V138H29ZM36 140H37V139H36ZM67 140H68V139H67ZM101 140H103V139H101ZM104 140H105V139H104ZM107 140H108V139H107ZM119 140H120V139H119ZM227 140H228V139H227ZM236 140H237V139H236ZM257 140H258V139H257ZM15 141H16V140H15ZM17 141H18V140H17ZM17 141H16V142H17ZM22 141L25 142V139L22 140ZM33 141H34V140H33ZM57 141H58V140H57ZM57 141H56V142H57ZM59 141H60V140H59ZM64 141H65V140H64ZM64 141H62V142H64ZM68 141H70V140H68ZM116 141H117V140H116ZM129 141H130V140H129ZM216 141H217V140H216ZM221 141H222V140H221ZM221 141H220V142H221ZM16 142L13 143V141H12V144H16ZM18 142H19V145H20V140H19ZM24 142L21 143L20 146L23 147V146L25 145ZM27 142H28V141H27ZM31 142H32V141H31ZM60 142H61V141H60ZM77 142H78V141H77ZM95 142H96V141H95ZM106 142H107V141H106ZM118 142H119V141H118ZM118 142H117V143H118ZM123 142H124V143H125V142L128 143V141H124V140H123ZM132 142H133V141H132ZM132 142L130 141V143H132ZM211 142H212V141H211ZM218 142H219V140H218ZM226 142H227V141H226ZM233 142H234V145H235V140H234ZM236 142H239V141H236ZM242 142H243V141H242ZM253 142H254V141H253ZM255 142H256V141H255ZM32 143H33V142H32ZM34 143H35V142H34ZM39 143H40V142H39ZM39 143H38V144H39ZM65 143H66V142H65ZM69 143H70V144H68V143H67V144L71 146V142H69ZM80 143H81V142H80ZM96 143L98 144L99 142H96ZM96 143H95V144H96ZM101 143H102V142H101ZM107 143H108V142H107ZM107 143H106V144H107ZM111 143H112V142H111ZM111 143H109V144H111ZM119 143H121V145L123 144L122 142H119ZM127 143H126V144H127ZM246 143H248V142L246 141ZM246 143H245V144H246ZM5 144H6V143H5ZM17 144H18V143H17ZM30 144H31V143H30ZM72 144H73V143H72ZM74 144H75V143H74ZM74 144H73V145H74ZM84 144H85V142H84ZM89 144H90V143H89ZM89 144H88V145H89ZM95 144H94V148H95V146H96ZM134 144H135V143H134ZM136 144H137V143H136ZM136 144H135V145H136ZM242 144H243V143H242ZM248 144H250V143H248ZM253 144H254V143H253ZM253 144H252V145H253ZM8 145H9V144H8ZM56 145H57V144H56ZM73 145H72V146H73ZM79 145H80V144H79ZM81 145H82V144H81ZM86 145H87V144H86ZM86 145H85V146H86ZM99 145H100V144H99ZM102 145H103V144H102ZM113 145H114V144H113ZM123 145H124V144H123ZM127 145H128V144H127ZM215 145H216V144H215ZM225 145H226V144H225ZM229 145H230V144H229ZM231 145H232V144H231ZM254 145H255V144H254ZM258 145H260V144H258ZM13 146H14V145H13ZM26 146H27V145H26ZM31 146H32V144H31ZM35 146H36V145H35ZM91 146H93V145H91ZM106 146H107V145H106ZM106 146H105V147H106ZM114 146H115V145H114ZM129 146H130V145H129ZM220 146H221V144H220ZM247 146H248V145H247ZM1 147H2V145H1ZM5 147H6V146H5ZM17 147H18V146H17ZM22 147H20V148H22ZM40 147H41V143H40ZM88 147H89V146H88ZM96 147H97V146H96ZM101 147H102V146H100L99 148H101ZM124 147H126V146H124ZM131 147H132V145H131ZM235 147H237V146H234L233 148L235 149ZM240 147H241V146H240ZM248 147H249V146H248ZM259 147H260V146H259ZM27 148H28V147H27ZM29 148L32 149L33 147H30V146H29ZM44 148H43V149H44ZM65 148H66V147H65ZM80 148H81V146H80ZM80 148H79V149H80ZM89 148H90V147H89ZM106 148H107V147H106ZM108 148H109V145H108ZM111 148H112V147H111ZM134 148H135V147H134ZM227 148H228V146H227ZM238 148H239V146H238ZM30 149H29V150H30ZM34 149H35V148H34ZM34 149H33V150H34ZM43 149H42V151H44ZM95 149H96V148H95ZM118 149H119V148H118ZM130 149H131V148H130ZM224 149H225V148H224ZM261 149H262V148L260 147V149H258L257 151H260ZM33 150H31V151H33ZM39 150H40V149H39ZM45 150H46V149H45ZM64 150H65V149H64ZM69 150H70V149H69ZM69 150H68V151H69ZM77 150H78V149H77ZM97 150H98V149H97ZM104 150H105V149H104ZM104 150H102V151L104 152ZM128 150H129V149H128ZM218 150H219V148H218ZM218 150H217V151H218ZM254 150H255V149H254ZM36 151H37V149H36ZM88 151H89V150H88ZM95 151H96V150H95ZM102 151H100V152H102ZM111 151H112V149H111ZM230 151H231V150H230ZM230 151H229V152H230ZM235 151H236V149L234 150V152H235ZM251 151H252V150H251ZM44 152H45V151H44ZM50 152H49V153H50ZM65 152H66V151H65ZM120 152H121V150H120ZM229 152H228V153H229ZM232 152H233V150H232ZM85 153H86V152H85ZM88 153H89V152H88ZM92 153H93V152H92ZM92 153H91V154H92ZM123 153H124V152H123ZM222 153H223V152H222ZM222 153H221V154H222ZM226 153H227V152H226ZM27 154H28V152H27ZM30 154H31V153H30ZM30 154H29V155H30ZM44 154H45V153H44ZM52 154H53V153H52ZM114 154H115V153H114ZM219 154H220V151H219ZM244 154H246V152H245ZM252 154H253V153H252ZM252 154H251V155H252ZM254 154H255V153H254ZM257 154H258V153H257ZM260 154H261V151H260ZM29 155H27V156H29ZM31 155H32V154H31ZM35 155H36V154H35ZM60 155H59V156H60ZM65 155H66V154H65ZM78 155H79V154H78ZM82 155L85 156L86 154H82ZM95 155H96V154H95ZM123 155H124V154H123ZM217 155H218V154H217ZM223 155H224V154H223ZM223 155H222V156H223ZM246 155H247V154H246ZM249 155H250V154H249ZM249 155H247V156H249ZM261 155L264 156L263 153H262ZM37 156H38V155H37ZM43 156H44V155H43ZM63 156H64V155H63ZM116 156H117V155H116ZM120 156H121V155H120ZM120 156H119V157H120ZM222 156H220V157H222ZM225 156H226V154H225ZM232 156H233V155H232ZM263 156H262V157H263ZM34 157H36V156H34ZM41 157H42V156H41ZM46 157H47V156H46ZM70 157H71V156H70ZM76 157H77V156H76ZM95 157H96V156H95ZM100 157H101V156H100ZM117 157H118V156H117ZM138 157H139V156H138ZM223 157H224V156H223ZM223 157H222L221 159L224 160L225 157H224V158H223ZM226 157H227V156H226ZM241 157H242V156H241ZM38 158H39V157H38ZM65 158H66V157H65ZM72 158H73V157H72ZM78 158H79V157H78ZM83 158H84V157H83ZM97 158H98V157H97ZM130 158H131V157H129V159H130ZM233 158H234V157H233ZM233 158H232V159H233ZM248 158H249V157H248ZM255 158H256V157H255ZM263 158H264V157H263ZM32 159H33V158H32ZM34 159H35V158H34ZM42 159H44V158H42ZM47 159H48V158H47ZM55 159H56V158H55ZM66 159H67V158H66ZM106 159H107V158H106ZM120 159H121V158H120ZM120 159H119V161H120ZM137 159H138V158H137ZM145 159H146V158H145ZM214 159H215V158H214ZM242 159H245V158H242ZM51 160H52V159H51ZM86 160H87V159H86ZM123 160H124V159H123ZM248 160H249V159H248ZM251 160H252V159H251ZM251 160H250V162H251ZM256 160H257V159H256ZM259 160H261V159H259ZM34 161H35V160H34ZM62 161H63V160H62ZM82 161H83V160H82ZM90 161H91V159H90ZM90 161H89V162H90ZM94 161H95V160H94ZM121 161H122V160H121ZM217 161H218V159H217ZM242 161H243V160H242ZM244 161H245V160H244ZM262 161H263V160H262ZM73 162H74V161H73ZM83 162H86V161H83ZM83 162H82L81 164H83ZM100 162H101V159H100ZM250 162H247V163H250ZM39 163H41V162H39ZM75 163H76V162H75ZM103 163H106V162H103ZM238 163H239V162H238ZM242 163H244V162H242ZM251 163H252V162H251ZM257 163H258V162H257ZM77 164L79 165V163H77ZM87 164H89V163H87ZM94 164H95V162H94ZM96 164H97V163H96ZM107 164H108V163H107ZM262 164H264V163H262ZM40 165H41V164H40ZM40 165H39V167H40ZM47 165H49V164L47 163ZM60 165H61V164H60ZM68 165H69V164H68ZM68 165H67V168H68V169H72V170H74V168L76 169V166H74V165H76V164H74V165L72 164V166H69V167H68ZM70 165H71V164H70ZM83 165H84V164H83ZM104 165H105V164H104ZM234 165H235V164H234ZM240 165H241V164H240ZM247 165H248V164H247ZM256 165H257V164H256ZM23 166H24V165H23ZM42 166H43V165H42ZM45 166H46V165H45ZM49 166H50V165H49ZM49 166H48V167H49ZM62 166H63V165H62ZM85 166H87V165H85ZM85 166H84V167H85ZM88 166H92V164H91V165H88ZM88 166H87V167H88ZM99 166H100V165H99ZM228 166H229V165H228ZM236 166H237V165H236ZM261 166H262V165H261ZM63 167H64V166H63ZM81 167H83V166H81ZM81 167H80V168H81ZM87 167H86V168H87ZM92 167L94 168V166H92ZM101 167H102V166H101ZM231 167H233V166H231ZM245 167H246V166H245ZM251 167H253V166H251ZM25 168H27V167H25ZM35 168H36V167H35ZM226 168H227V167H226ZM242 168H244L243 165H242ZM246 168H247L249 171L251 170V169H249L248 167H246ZM255 168H256V167H255ZM258 168H260V167H258ZM55 169H56V168H55ZM82 169H84V168H82ZM89 169H90V168H89ZM231 169H232V168H231ZM231 169H230V170H231ZM256 169H257V168H256ZM52 170H53V169H52ZM112 170H114V169H112ZM119 170H120V169H119ZM224 170H225V169H224ZM241 170H242V169H241ZM253 170H254V169H253ZM257 170H258V169H257ZM26 171H27V170H26ZM115 171H116V170H115ZM117 171H118V170H117ZM238 171H239V170H238ZM72 172H73V171H72ZM87 172H88V171H87ZM137 172H138V171H137ZM222 172H223V171H222ZM228 172H229V171H228ZM252 172H254V171H252ZM255 172H256V171H255ZM66 173H67V171H66ZM74 173H75V172H74ZM120 173H121V172H120ZM134 173H135V172H134ZM2 174H3V173H2ZM14 174H15V173H14ZM57 174H58V173H57ZM63 174H64V173H63ZM70 174H71V173H70ZM113 174H114V173H113ZM115 174H116V173H115ZM138 174H139V173H138ZM225 174H227V173L225 172ZM241 174H242V172H241ZM243 174H244V173H243ZM246 174H247V173H246ZM246 174H245V175H246ZM254 174H255V173H253V175H254ZM16 175H17V176H24V174H23L22 172L19 173V174H16ZM50 175H51V174H50ZM53 175H54V174H53ZM143 175H144V174H143ZM245 175H244V176H245ZM0 176H1V175H0ZM30 176H31V175H30ZM56 176H57V175H56ZM66 176H67V175H66ZM74 176H75V175H74ZM82 176H83V175H82ZM82 176H81V177H82ZM115 176H116V175H115ZM129 176H130V175H129ZM241 176H242V175H241ZM244 176H243V177H244ZM26 177H27V176H26ZM31 177H33V176H31ZM59 177H60V176L58 175L57 178H59ZM77 177H78V176H77ZM140 177H142V176H140ZM249 177H250V176H249ZM14 178H15V176H14ZM14 178H11V179H14ZM106 178H107V177H106ZM117 178H118V177H117ZM125 178H126V177H125ZM127 178H128V176H127ZM148 178H149V177H148ZM148 178H147V180H148ZM235 178H236V177H235ZM244 178H245V177H244ZM244 178H242V179H244ZM247 178H248V177H247ZM247 178H246V179H247ZM254 178H255V175H254ZM262 178H263V177H262ZM20 179H21V178H20ZM55 179H56V178H55ZM62 179H63V178H62ZM68 179H70V178H68ZM156 179H157V178L154 177V178L149 179L148 181L155 182ZM160 179H161V178H160ZM162 179H163V178H162ZM164 179H165V178H164ZM229 179H231V178H229ZM229 179H228V180H229ZM251 179H252V177H251ZM9 180H10V179H9ZM27 180H28V179H27ZM27 180H26V181H27ZM29 180H30L31 182H33V181H32L33 179H32V180L29 179ZM29 180H28V181H29ZM57 180H58V179H57ZM105 180H106V179H105ZM145 180H146V179H145ZM167 180H168V179H167ZM167 180H166V181H167ZM248 180H249V179H248ZM4 181H5V180H4ZM4 181H3V182H4ZM15 181H16V180H15ZM71 181H73V180H71ZM80 181H81V180H80ZM106 181H108V180H106ZM140 181H141V180H140ZM168 181H169V180H168ZM242 181H243V180H242ZM251 181H252V180H251ZM6 182H7V179H6ZM34 182H35V181H34ZM36 182H37V180H36ZM60 182H61V181H60ZM62 182H63V181H62ZM98 182H100V181H98ZM119 182H120V181H119ZM135 182H136V181H135ZM160 182H161V181H160ZM244 182H245V181H244ZM247 182H249V181H247ZM252 182H253V181H252ZM252 182H251V184H252ZM0 183L2 184V181H1ZM8 183H9V182H8ZM13 183H14V180H13ZM20 183H21V181H20ZM64 183H65V182H64ZM110 183H111V182H110ZM142 183H143V185H144V181H143ZM148 183H149V182H148ZM155 183H156V182H155ZM249 183H250V182H249ZM3 184H4V183H3ZM18 184H19V183H18ZM22 184H23V182H22ZM66 184H67V183H66ZM68 184H69V183H68ZM70 184H71V183H70ZM74 184H75V183H74ZM99 184H100V183H99ZM114 184H115V183H114ZM133 184H134V183H133ZM133 184H132V185H133ZM161 184H162V183H161ZM61 185H62V184H61ZM78 185H80V184H78ZM82 185H83V184H82ZM101 185H102V184H101ZM101 185L99 186L100 188H96V187H95V188H96V189H101ZM103 185H104V184H103ZM123 185H124V184H123ZM143 185H140V186L143 187ZM169 185H170V184H169ZM2 186H3V185H2ZM5 186H6V185H5ZM7 186H8V185H7ZM10 186H11V185H10ZM12 186H13V185H12ZM25 186H26V185H25ZM62 186H63V185H62ZM66 186H67V185H66ZM104 186H105V185H104ZM111 186H112V185H111ZM124 186L126 187V185H124ZM124 186H123V187H124ZM134 186H136V185H134ZM134 186L131 188V190L134 189ZM144 186H145V185H144ZM166 186H167V185H166ZM30 187H31V186H30ZM30 187H29V189H30ZM85 187H86V186H85ZM85 187L83 186V188H85ZM97 187H98V186H97ZM105 187H107V186H105ZM105 187H103V189H106ZM114 187H115V186H114ZM121 187H122V186H121ZM164 187H165V186H164ZM2 188H3V187H2ZM9 188H10V187H9ZM21 188H22V185H21ZM24 188H25V187H24ZM54 188H55V187H54ZM64 188H65V186H64ZM70 188H72V187H70ZM76 188H77V186H76ZM76 188H75V189H76ZM137 188H138V187H137ZM170 188H171V187H170ZM233 188H236V187L233 186ZM11 189H12V188H11ZM14 189H15V188H14ZM14 189H13V190H14ZM26 189H28V188H26ZM29 189H28V190H29ZM110 189H111V188H110ZM113 189H114V188H113ZM113 189H112V190H113ZM121 189L123 190V188H121ZM124 189H126L127 191H129L127 188H124ZM143 189L146 190L145 188H143ZM163 189H164V188H163ZM168 189H169V188H168ZM236 189H237V188H236ZM239 189H240V188H239ZM239 189H238V190H239ZM241 189H242V188H241ZM0 190H2V189H0ZM16 190H17V189H16ZM28 190H26V191H28ZM70 190H71V189H70ZM72 190H73V189H72ZM81 190H83V189H81ZM81 190H80V191H81ZM92 190H93V189H92ZM106 190H107V189H106ZM118 190H119V189H118ZM126 190H125V191H126ZM131 190H130V191H131ZM147 190H148V188H147ZM150 190H151V189H149L148 191H150ZM246 190H247V189H246ZM24 191H25V190H24ZM26 191H25V192H26ZM47 191H48V190H47ZM49 191H50V190H49ZM51 191H52V190H51ZM95 191H96V190H95ZM108 191H109V190H108ZM137 191H138V190H137ZM140 191H142V190L140 189ZM140 191H139V192H140ZM165 191H166V190H165ZM14 192H16V191H14ZM21 192H22V191H21ZM81 192H82V191H81ZM102 192H103V191H102ZM104 192H105V191H104ZM104 192H103V193H104ZM112 192H113V191H112ZM119 192H120V191H119ZM119 192H118V193H119ZM132 192H133V190H132ZM135 192H136V191H134V194H135ZM143 192H147V191H143ZM158 192H159V191H158ZM158 192H157V193H158ZM234 192H235V191H234ZM234 192H233V193H234ZM238 192H239V191H238ZM246 192H247V191H246ZM246 192H245V193H246ZM22 193H23V192H22ZM46 193H47V192H46ZM46 193H45V195H46ZM50 193H51V192H50ZM54 193H55V192H54ZM73 193H74V190H73ZM76 193H77V192H76ZM89 193H90V192H89ZM91 193H92V191H91ZM91 193H90V194H91ZM99 193H101L100 190H99ZM105 193H107V192H105ZM118 193H117L116 196H118ZM122 193H123V192H122ZM125 193H126V192H125ZM239 193H240V192H239ZM241 193H242V192H241ZM4 194H6V193H4ZM48 194H49V193H48ZM51 194H52V193H51ZM51 194H50V195H51ZM77 194H78V195L81 194V193H79V190H78V193H77ZM95 194H97V193L95 192ZM95 194H94V195H95ZM107 194H108V193H107ZM151 194H152V193H151ZM155 194H156V193H155ZM155 194H154V192H153V195L156 197ZM162 194H163V193H162ZM167 194H169V193H167ZM111 195H112V194H111ZM111 195H110V196H111ZM114 195H115V194H114ZM138 195H139V193H138ZM148 195H150V193H149ZM148 195H147V197H148ZM160 195H161V194H159V197H160ZM5 196H6V195H5ZM54 196H55V195H54ZM75 196H76V195H75ZM89 196H90V195H89ZM127 196H128V195H127ZM131 196H132V194H131ZM133 196H134V195H133ZM133 196H132V197H133ZM135 196H137V194H135ZM139 196H140V195H139ZM139 196H138V197H139ZM144 196H145V194H144ZM242 196H243V195H242ZM71 197H72V196H71ZM140 197H142V196H140ZM150 197H151V195H150ZM248 197H249V195H248ZM56 198H58V197H56ZM100 198H101V197H100ZM102 198H103V197H102ZM120 198H122V197H120ZM127 198H128V197H127ZM135 198H136V197H135ZM143 198L145 199L146 197H143ZM157 198H158V197H157ZM166 198H167V197H166ZM243 198H244V197H243ZM245 198H247V197L245 196ZM58 199H59V198H58ZM147 199H148V198H147ZM168 199H169V198H168ZM46 200H47V199H46ZM46 200H45V201H46ZM121 200H122V199H121ZM125 200H126V199H125ZM152 200H153V199H152ZM163 200H164V199H163ZM18 201H19V200H18ZM147 202H148V201H147ZM249 202H250V201H249ZM125 203H126V202H125ZM127 203H128V202H127ZM127 203H126V204H127ZM129 203H130V202H129ZM150 203H151V202H150ZM15 204H16V203H15ZM52 204H53V203H52ZM137 204H138V203H137ZM161 204H162V203H161ZM7 205H8V204H7ZM49 205H50V204H49ZM140 205H141V204H140ZM152 205H153V204H152ZM159 205H160V204H159ZM203 205H205V204H203ZM54 206H55V205H54ZM72 206H73V205H72ZM124 206H125V205H124ZM124 206H123V208H125ZM126 206H127V205H126ZM131 206H132V205H131ZM131 206H130V208H131ZM138 206H139V205H137V207H138ZM39 207H40V206H39ZM43 207H44V206H43ZM46 207H47V206H46ZM128 207H129V206H128ZM47 208H48V207H47ZM69 208H71V204H69V203H61V202L59 201V203L56 205V207H52V208H50V210H46V211H44V212H43V215L40 217V219H41V221H48V222H49V221H51L52 219H54V218H56V217H59L60 214L72 213V211H74V209H70V210H68ZM143 208H144V207H143ZM146 208H147V207H146ZM125 209H126V208H125ZM133 209H134V208H133ZM135 209H137V208H135ZM154 209H156V208H154ZM154 209H153V211H155ZM126 210H127V209H126ZM129 210H130V209H129ZM148 210H151V209H148ZM135 211H137V210H135ZM138 211H140V209H139ZM141 211H142V210H141ZM153 211H152V212H153ZM19 212H20V211H19ZM130 212H131V211H130ZM142 212H143V211H142ZM144 212H145V210H144ZM147 212L149 213V211H147ZM156 212H157V211H156ZM160 212H161V211H160ZM9 213H10V212H9ZM15 213H16V212H15ZM131 213H132V212H131ZM131 213H130V214H131ZM133 213H134V212H133ZM136 213H137V212H136ZM158 213H159V212H158ZM158 213H157V214H158ZM41 214H42V212H41ZM130 214H129V216H130ZM159 214H161V213H159ZM31 215H32V214H31ZM138 215H139V214H138ZM152 215H153V214H152ZM162 215H163V213H162ZM164 215H165V214H164ZM27 216H28V215H27ZM37 216H38V215H37ZM39 216H40V215H39ZM52 216H53V217H52ZM60 216H61V215H60ZM146 216H147V215H146ZM149 216H150V215H149ZM22 217H23V216H22ZM61 217H62V216H61ZM61 217H60V218H61ZM138 217H139V216H138ZM161 217H162V216H160V218H161ZM9 218H10V216H9ZM31 218H32V217H31ZM33 218H34V219H37V218H35V217H33ZM113 218H114V217H113ZM113 218H112V219H113ZM132 218H133V216H132ZM146 218H148V217H146ZM157 218H158V217H157ZM92 219H93V218H92ZM107 219H108V218H107ZM134 219H135V218H134ZM23 220H24V218H23ZM54 220H55V219H54ZM110 220H111V219H110ZM113 220H114V219H113ZM116 220H117V219H116ZM165 220H166V219H165ZM35 221H36V220H35ZM37 221H39V219H38ZM37 221H36V222H37ZM95 221H96V220H95ZM97 221H98V220H97ZM132 221H133V219H132ZM145 221H147V220L145 219ZM18 222H19V221H18ZM31 222H32V221H31ZM39 222H40V221H39ZM76 222H77V221H76ZM103 222H105V221H103ZM107 222H108V221H107ZM165 222H166V221H165ZM45 223H46V222H45ZM54 223H55V222H54ZM99 223L103 224L102 222H99ZM145 223H146V222H145ZM149 223H150V222H149ZM153 223H154V220H153ZM158 223H159V222H158ZM15 224H16V223H15ZM21 224H22V223H21ZM28 224H31V223H28ZM46 224H47V223H46ZM76 224H77V223H76ZM84 224H86V223H84ZM93 224H94V223H92V225H93ZM135 224L137 225V223H135ZM142 224H144V223H142ZM168 224H169V223H168ZM19 225H20V223H19ZM63 225H64V224H63ZM73 225H74V224H73ZM90 225H91V224H90ZM95 225H96V224H95ZM97 225H98V223H97ZM103 225H104V224H103ZM110 225H111V224H110ZM110 225H109V226H110ZM132 225H133V224H132ZM136 225H135V228H137ZM140 225H141V224H140ZM184 225H186V224H184ZM187 225H188V224H187ZM29 226H30V225H29ZM29 226H28V228H29ZM32 226H33V225H31V227H32ZM37 226H38V225H37ZM61 226H62V225H61ZM65 226H66V225H65ZM74 226H75V225H74ZM113 226H114V225H113ZM133 226H134V225H133ZM160 226H161V225H160ZM16 227H18V225H16ZM24 227H26V226L24 225ZM24 227H21V228H24ZM70 227H71V226H70ZM93 227H95V226H93ZM99 227L102 228L101 226H99ZM99 227H97V228H99ZM107 227H108V226H107ZM114 227H115V226H114ZM144 227H145V226H144ZM148 227H149V226H147L146 229H147ZM151 227H153V226H151ZM169 227H170V226H169ZM187 227H188V226H187ZM3 228H4V227H3ZM12 228L14 229L15 226L12 227ZM36 228H37V227H36ZM36 228H31V229H32V231H35V233H40V229H41V228H40V227H39L38 229H36ZM62 228H63V227H62ZM67 228H68V226H67ZM95 228H96V227H95ZM132 228H133V227H132ZM132 228H131V229H132ZM153 228H154V227H153ZM164 228H166V227H164ZM172 228H173V227H172ZM172 228H171V229H172ZM225 228H226V227H225ZM9 229H10V228H9ZM13 229H11L12 232L14 231ZM17 229H18V228H17ZM17 229H15V230H17ZM31 229H28V230H31ZM59 229H60V228H59ZM64 229H66V228H64ZM69 229H70V228H69ZM75 229H76V227H75ZM93 229H94V228H93ZM106 229H108V228H106ZM110 229H111V227H110ZM144 229H145V228H144ZM149 229H151V228H149ZM149 229H148V230H149ZM174 229H175V228H174ZM19 230H21V229L19 228L18 231H19ZM37 230H39V231H37ZM55 230H56V229H54V231H55ZM57 230H58V229H57ZM96 230H97V229H96ZM136 230H137V229H136ZM155 230H156V229H155ZM199 230H200V229H199ZM226 230H227V229H226ZM6 231H7V230H6ZM24 231H25V230H24ZM42 231H45V230L43 229ZM54 231H52V232L50 231L51 234H52ZM103 231H104V229H103ZM149 231H151V230H149ZM201 231H202V230H201ZM228 231H229V230H228ZM2 232H4V231H2ZM10 232H11V231H10ZM50 232H49V233H50ZM55 232H56V231H55ZM55 232H54V233H55ZM60 232H61V231H60ZM152 232H153V231H152ZM157 232H158V231H157ZM197 232H198V231H197ZM202 232H203V231H202ZM202 232H201V233H202ZM4 233H6V232H4ZM14 233H15V232H14ZM19 233H20V232H18V234H19ZM49 233H47V234H49ZM158 233H160V232H158ZM209 233H210V232H209ZM7 234H8V233H7ZM7 234H6V235H7ZM26 234H27V233H26ZM31 234H32V233H31ZM142 234H143V231H142ZM144 234H145V233H144ZM144 234H143V235H144ZM146 234H147V233H146ZM146 234H145V235H146ZM152 234H153V233H152ZM170 234H171V233H170ZM196 234H198V233H196ZM199 234H200V233H199ZM203 234H204V233H203ZM205 234H206V233H205ZM207 234H208V232H207ZM6 235H4V236L6 237ZM8 235H11V234L9 233ZM8 235H7V236H8ZM12 235H13V234H12ZM14 235H16V233H15ZM14 235H13V236H14ZM44 235H46V233H45ZM44 235L42 234L43 238H45ZM49 235H50V234H49ZM53 235H54V234H53ZM140 235H141V234H140ZM215 235H216V232H215ZM4 236H2V237H4ZM13 236H12V237H13ZM21 236H23V235L21 234ZM24 236H25V235H24ZM27 236H28V235H27ZM29 236H30V235H29ZM37 236H39V235H37ZM50 236H51V235H50ZM62 236H63V235H62ZM147 236H148V235H147ZM206 236H207V235H206ZM10 237H11V236H10ZM63 237H64V236H63ZM65 237H66V236H65ZM151 237H152V236H151ZM153 237H154V236H153ZM157 237H158V236H157ZM214 237H215V236H214ZM7 238H8V237H7ZM7 238H6V240H7ZM15 238H16V237H15ZM24 238H25V237H23V239H24ZM29 238H30V237H29ZM34 238H35V237H34ZM37 238L40 240V238H42V237L39 236V237H37ZM142 238H143V237H142ZM144 238H145V237H144ZM147 238H148V237H147ZM149 238H150V237H149ZM149 238H148V239H149ZM8 239H9V238H8ZM10 239H12V238H10ZM10 239H9V240H10ZM27 239H28V238H27ZM30 239H31V238H30ZM45 239H46V238H45ZM47 239H48V238H47ZM50 239L52 240V237H51ZM50 239H49V240H50ZM148 239H147V240H148ZM153 239H154V238H153ZM156 239L159 241L158 238H156ZM162 239H163V238H162ZM13 240H14V238H13ZM24 240H25V239H24ZM35 240H36V238H35ZM39 240H37V242H38ZM59 240H60V239H59ZM62 240H64V239H62ZM144 240H145V239H144ZM147 240H145V241H147ZM157 240H155V241H157ZM2 241L4 242V240H2ZM25 241H27V240H25ZM30 241H31V240H30ZM56 241H58V240H56ZM60 241H61V240H60ZM100 241H101V240H100ZM149 241L151 242L152 240H149ZM3 242H1V243H3ZM160 242H161V241H160ZM198 242H199V241H198ZM21 243H22V242H21ZM40 243H41V241H40ZM42 243H43V242H42ZM53 243H54V242H53ZM120 243H121V242H120ZM147 243H148V242H147ZM152 243H154V242L152 241ZM22 244H23V243H22ZM27 244H29V243H27ZM58 244H59V243H58ZM72 244H75V243H72ZM122 244H124V243H122ZM125 244H126V243H125ZM66 246H67V245H66ZM66 246H64V247H66ZM95 246H96V245H95ZM73 247H74V246H73ZM78 247H79V246H78ZM116 247H117V245H116ZM118 247H119V246H118ZM186 247H187V245H186ZM30 248H31V247H30ZM34 248H36V247L34 246ZM94 248L96 249V247H94ZM67 249H68V248H67ZM74 249H75V248H74ZM95 249H94V250H95ZM118 249H119V248H118ZM121 249H122V248H121ZM18 250H19V249H18ZM29 250H31V249H29ZM35 250H36V249H35ZM69 250H70V249H69ZM82 250H83V249H82ZM107 250H108V249H107ZM116 250H117V249L115 248V251H116ZM129 250H130V248H129ZM129 250H126V252H125V251H124V252L127 253ZM158 250H159V249H158ZM185 250H186V249H185ZM5 251H7V250L5 249ZM32 251H33V250H32ZM80 251H81V250H80ZM85 251H86V250H85ZM115 251H114V252H115ZM117 251H118V250H117ZM122 251H123V250H121L120 252H122ZM181 251H182V250H181ZM187 251H188V250H187ZM187 251H186V252H187ZM190 251L192 252V250H190ZM190 251H189V253H190ZM2 252L4 253V251H2ZM2 252H1V253H2ZM28 252H30V251H28ZM71 252H72V251H71ZM81 252H82V251H81ZM88 252L90 253L91 251H88ZM112 252H113V251H112ZM118 252H119V251H118ZM194 252H196V250H195ZM221 252H222V251H221ZM225 252H226V251H225ZM7 253H8V252H7ZM12 253H13V252H12ZM14 253H16V252H14ZM30 253H31V252H30ZM53 253H54V252H53ZM89 253H88V254H89ZM92 253H93V252H92ZM94 253H95V251H94ZM122 253H123V252H122ZM197 253H198V251H197ZM24 254H27V253H24ZM28 254H29V253H28ZM78 254H79V253H78ZM82 254H83V253H82ZM103 254H104V253H103ZM186 254H187V253H186ZM192 254H193V252H192ZM195 254H196V253H195ZM223 254H224V253H223ZM53 255H54V254H53ZM93 255H94V254H93ZM113 255H114V254H113ZM113 255L111 254V256H110V255H109V256L112 257ZM178 255H179V254H178ZM178 255H177V256H178ZM218 255H219V254H218ZM9 256H10V255H9ZM13 256H14V255H13ZM27 256H28V255H27ZM54 256H56V255H54ZM83 256H85V255H82V257H83ZM86 256H87V255H86ZM97 256H98V255H97ZM107 256H108V255H107ZM116 256L118 257V255H116ZM128 256H129V255H128ZM144 256H145V255H144ZM175 256H176V255H175ZM184 256H185V255H184ZM191 256H192V255H191ZM194 256H195V255H194ZM216 256H217V255H216ZM229 256H230V255H229ZM91 257H92V256H91ZM103 257H104V256H103ZM117 257H116V260L119 258V257H118V258H117ZM120 257H121V256H120ZM126 257H127V256H126ZM186 257H187V256H186ZM230 257H231V256H230ZM53 258H54V257H53ZM71 258H73V257H71ZM79 258H80V257H79ZM112 258H113V257H112ZM114 258H115V256H114ZM138 258H140V257H138ZM142 258H143V255H142ZM183 258H184V257H183ZM204 258H205V257H204ZM204 258H202V259H204ZM216 258H217V257H216ZM6 259H7V258H6ZM6 259H5V260H6ZM67 259H68V258H67ZM67 259H66V260H67ZM76 259H77V258H76ZM76 259H75V260H76ZM82 259H83V258H82ZM95 259H96V258H95ZM97 259H98V258H97ZM104 259H105V258H104ZM107 259H108V258H107ZM110 259H111V258H110ZM110 259H108V260H110ZM122 259H123V258H122ZM187 259H188V258H187ZM190 259H191V258H190ZM209 259H211V258H209ZM229 259H230V258H229ZM10 260H11V259H10ZM29 260H30V259H29ZM102 260H103V259H102ZM111 260H112V259H111ZM113 260H114V259H113ZM113 260H112V261H113ZM125 260H126V259H125ZM175 260H176V259H175ZM185 260H186V259H185ZM188 260H189V259H188ZM200 260H201V259H200ZM222 260H224V259H222ZM3 261H4V260H3ZM17 261H18V260H17ZM53 261H54V260H53ZM56 261H57V260H55V262H56ZM69 261H70V260H69ZM72 261H73V260H72ZM180 261H181V260H180ZM183 261H184V260H183ZM189 261H190V260H189ZM228 261H230V260H228ZM7 262H8V261H7ZM18 262H19V261H18ZM28 262H29V261H28ZM55 262H53V263H55ZM89 262H90V261H89ZM114 262H115V261H114ZM135 262H137V261H135ZM177 262H178V261H177ZM198 262H199V259H198ZM209 262H210V261H209ZM216 262H218V261H216ZM8 263H9V262H8ZM22 263H23V261H22ZM37 263H38V262H37ZM63 263H64V262H63ZM71 263H72V262H71ZM87 263H88V262H87ZM95 263H96V262H95ZM100 263H101V262H100ZM138 263H140V261H138ZM143 263H144V262H143ZM186 263H187V262H186ZM195 263H196V262H195ZM218 263H220V262H218ZM224 263L227 264L226 262H223L222 264H224ZM3 264H5V262H4ZM17 264H18V263H17ZM33 264H34V263H33ZM41 264H42V263H41ZM48 264H50V263H48ZM66 264H67V263H66ZM88 264H89V263H88ZM102 264H103V263H102ZM110 264H111V263H110ZM123 264H124V263H123ZM134 264H135V263H134ZM181 264H182V263H181ZM183 264H184V263H183ZM192 264H193V263H192ZM202 264H204V263H202ZM216 264H217V263H216ZM220 264H221V263H220Z\"/></svg>", "mask_w": 264, "mask_h": 264}]
</instances>
